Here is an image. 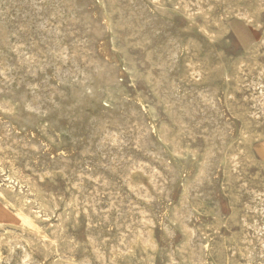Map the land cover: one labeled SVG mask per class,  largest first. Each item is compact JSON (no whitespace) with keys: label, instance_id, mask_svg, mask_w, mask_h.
<instances>
[{"label":"rangeland","instance_id":"rangeland-1","mask_svg":"<svg viewBox=\"0 0 264 264\" xmlns=\"http://www.w3.org/2000/svg\"><path fill=\"white\" fill-rule=\"evenodd\" d=\"M27 1L22 0V2H21V0H14V1L13 0H10V1L9 0H6V1L0 0V6L2 9L1 14H0V23L3 22L2 24H0L1 25L0 26V43L2 42L0 44V46H2L3 41L6 40L4 42L5 45H3L1 47L2 49L0 48V51H1L0 54L2 55V53H3L2 56L0 55V57H1L0 59H2V60L4 59L3 61L0 60V62L1 61H2V63L4 62L3 64L2 63L0 64V68H1L0 74L2 73V71H4L1 74L2 76L0 75V91H1L0 92V109L2 110V111L0 110V114H1L0 115V125H1L0 126V130H1L0 131V144L4 145V146H2V145L0 146V154H1L0 155V161L2 160L0 162V168H1L0 169L1 170L0 171V191L5 193V197L0 196L1 197L0 198V233L2 232L0 234V253H1L0 264H3V262H4V264H18V263H20V264H22V263L34 264L35 262L37 264H54V263L55 264H81L82 262H84L83 264H85L87 262L89 264H97V262H98V264H108V262H109V264H110V259L112 257L116 260L117 264L118 263L119 264H136V263L137 264H164V263L165 264H264V244H263L264 243V235H263L264 234V197H263L264 195H262V194H264V139H263L264 138V114H263L264 113V110H263L264 107L261 109L259 108V107H261V105L264 106V94H263L264 93V85H263L264 84V73H263L264 72V55H263V53H264V50H263L264 49L263 48L264 47V0H232V1L231 0H203V1L202 0H189V1L188 0H154V1L153 0H141V1L135 0L136 2L134 0L133 1L132 0H118V1L117 0H109V1L108 0H96V2H95V0H82V1L80 0L81 3L79 2V0H76V2H73L75 0H72V1L69 0V2H68V0H64V2H63V0H61V1L60 0H54L55 2L53 0H50V1L49 0H45V1H43V0H39V1L38 0H27ZM59 1L61 3H59ZM110 1H111V3H110ZM126 1L129 3L127 4ZM199 1H201V2H199ZM36 2H37V4L38 3H40V4L37 5ZM83 2H84V4H83ZM131 2H134V3H131ZM152 2H154V3H152ZM189 2H191V3L196 2V3H195V5H194V3L193 4L190 3L192 5L191 6L189 4ZM223 2H224V4H223ZM20 3L24 4V5L22 4L23 7L21 6ZM66 3H68L69 7ZM73 3H75L76 5L74 6ZM78 3L81 5H79ZM13 4H17L18 7L16 5H14L12 7L11 5H13ZM19 4H20V6H19ZM26 4H29V5H26ZM30 4H33V5L30 6ZM46 4H48V5H46ZM60 4H62L63 6H61ZM185 4H187V6H185ZM125 5H126V7H125ZM181 5H182V8L179 7ZM7 6H8V8H7ZM10 6L12 9L10 8ZM57 6H58V9H57ZM73 6L75 7V9ZM155 6H157V7H155ZM19 7L22 9H20ZM36 7H37V9H35ZM46 7H48V8L50 7V8L48 9ZM76 7H77V9H76ZM159 7H161V8L163 7V9H161ZM209 7H211V8H209ZM13 8L14 9L17 8V9L14 10ZM24 8H25V10H24ZM29 8H32V9L34 8V9L32 10ZM52 8H53V10H57L58 13L56 11H53V10H52V12H50ZM68 8H70V9L68 10ZM45 9H47V10H45ZM64 9L69 11V12L67 11L68 12V14L66 13L67 15H65L66 10H64ZM186 9H188V10H186ZM7 10L9 12H6ZM74 10H76V11H74ZM196 10H198V11H196ZM4 11L6 12V14H8L7 16H6V14H4L5 16L3 15ZM117 11H119V13ZM126 11H129V12L127 13ZM222 11H224V12H222ZM38 12L40 14H38ZM46 12H48V14H46ZM61 12H63V14ZM75 12L77 13L78 16H75L76 15ZM92 12L94 14H92ZM161 12H162V14H161ZM13 13H17V14H13ZM95 14H96V16H95ZM15 15H17V16H15ZM23 15H25V16H23ZM29 15L31 18L29 17ZM32 15H33V17H32ZM52 15H54L55 17ZM3 16H4L5 20L3 19ZM37 16H38V18L36 19ZM56 16L58 19L56 18ZM82 16L84 19L86 17L88 19L86 21H83L84 19L82 18ZM84 16H86V17H84ZM14 17H16L18 19L14 18ZM47 17L49 20L47 19ZM67 17L70 20L72 19L73 22L70 23L69 22L70 20L68 21ZM50 18L53 20H50ZM62 18H65V19H62ZM79 18H81V20ZM24 19L27 21H25ZM124 19L127 21L124 22ZM16 20H17V22H16ZM18 20H19V22H18ZM47 20H48V23H51V24H48L46 26L47 22L45 23L44 21H47ZM60 20H62V21H60ZM63 20H65V21H63ZM248 20H249V22H248ZM28 21H30V22L34 21V23L33 24H32V22L28 23ZM35 21L38 24H40V23L41 24L43 23V24L42 25L40 24V27H38L39 25H37V23ZM109 21H110V23H109ZM114 21H116V23H114ZM10 22H12V23L10 24ZM105 22H106V24H105ZM7 23H9V24H7ZM20 23H21V25H20ZM22 23L23 24L25 23L24 24L25 27H27V24H28L29 27L25 28L24 25H22ZM118 23H119V25H118ZM3 24H6L5 27ZM17 24L24 27V28H22L24 30H22L20 28V26ZM34 24H36L37 29H36V26ZM57 24L59 25V27L60 26L61 27L60 28L57 27L58 26ZM94 24H95V26H94ZM143 24H144V26H143ZM159 24L164 25V26H160ZM248 24H251V25H248ZM7 25H10V26H7ZM16 25H17L18 29L16 28ZM54 25H56L57 28ZM238 25H240V26L238 27ZM256 25H258V26L256 27ZM104 26H106V28H104ZM142 26H143V29H142ZM41 27H42V29H41ZM46 27H48V28H46ZM49 27H50V29H49ZM66 27L68 29H66ZM107 27H109V28H107ZM181 27H183V28H181ZM224 27H226V28H224ZM4 28H6V29L4 30ZM38 28H40L39 31H38ZM76 28H77V30H76ZM87 28H88V30H87ZM27 29H29V31ZM57 29H59V32H57ZM84 29H85V32H84ZM105 29H106V31H105ZM196 29H198V30H196ZM3 30H4V32H3ZM18 30H19V32H18ZM183 30H185V31H183ZM199 30H201V31H199ZM42 31H43V33H41ZM67 31H69V33ZM204 31L207 34H205ZM236 31H237V33H236ZM12 32L14 35L12 34ZM20 32H22V37H25V38H23V40L21 39L22 37L20 36L21 35ZM32 32L33 33L35 32V36ZM55 32L58 33V35L61 34L60 37ZM60 32H62V33H60ZM65 32H66V34H65ZM71 32H73V33H71ZM78 32L79 33L81 32V34H79ZM4 33L6 35H4ZM29 33L30 34L32 33V34L30 35ZM36 33H37V35H36ZM240 33H241V36H240ZM8 34L10 37L7 36ZM69 34L71 36L72 35L73 36L71 37ZM212 34L214 35V37L212 36ZM236 34H237V36H236ZM48 35H50L53 39ZM85 35L87 38L89 36L90 37L88 39H86ZM95 35L98 38L95 37ZM151 35H153V37ZM174 35H176V36H174ZM1 36H2V38H1ZM6 36L9 40L6 38ZM27 36L29 38H27ZM75 36H76V39H74ZM78 36H79V39L77 38ZM12 37H14V38H12ZM39 37L40 38L42 37V38L40 39ZM84 37H85L86 41L84 40ZM94 37H95V39L93 40ZM173 37H174V39H173ZM45 38H47V39H45ZM43 39H45L46 42ZM54 39L57 42H55ZM18 40H19V42H18ZM24 40L26 41L27 44L25 43ZM39 40H40V43H39ZM61 40L65 41V42H62ZM71 40H73V42ZM74 40L76 43L74 42ZM76 40H78V41H76ZM80 40H82V41L80 42ZM90 40H92L91 43H89ZM225 40L228 42H226ZM9 41H10V43H8ZM36 41H38V42H36ZM41 41H43V42H41ZM47 41H49V42L52 41V43L54 42L53 45H55V46L51 45L52 43L49 44ZM82 42H85V43H83L84 46L82 45ZM130 42H132V43H130ZM20 43L22 44V47H21ZM34 43L36 45H34ZM37 43H38V45H37ZM47 43L49 45H47ZM67 43H69V44H67ZM78 43L81 45H77ZM109 43H111V44H109ZM175 43L178 45H175ZM18 44H19V46H18ZM23 44L24 45L26 44L27 46L26 45L23 46ZM86 44H88V45H86ZM135 44H137V45H135ZM9 45L10 46L13 45V46L10 47ZM70 45H72V46H70ZM28 46H30V47L28 48ZM31 46L32 47L37 46V48L35 49V48H32ZM14 47H16V48H14ZM18 47L20 49H18ZM70 47H72V48H70ZM88 47H89V49H88ZM111 47L114 49V51ZM118 47H120V48L122 47V48L120 49ZM138 47H139V49H138ZM167 47H168V49H167ZM22 48H23V50H22ZM53 48H54V50H53ZM75 48H78V49H75ZM115 48H117V49H115ZM161 48H162V51H161ZM183 48H185V50H183ZM14 49H17L18 52H16V50L14 51ZM47 49H49V50H47ZM55 49H57V50H55ZM19 50H20V52H19ZM42 51H45V52H42ZM58 51L60 52L59 55H58V53H59ZM61 51H62V53H61ZM72 51L73 52L75 51V54H73ZM82 51H84V52H82ZM252 51H254V52H252ZM12 52H14V53H12ZM32 52H34L35 54ZM67 52H69L70 54ZM15 53H16V55H15ZM23 53L26 55H24ZM41 53L43 54V56L41 55ZM44 53H46L47 55ZM22 54L25 57H22ZM31 54H33L34 56H37V57H34ZM52 54H54V55L56 54L57 56L56 55L54 56ZM61 54H63V58H62ZM65 54L70 58H71L70 55L73 54L72 58H71L72 60L66 56L68 60L66 59L65 61H67V62L65 63V61H64V59L66 58ZM174 54H175V57H174ZM13 55H15V56H13ZM28 55H29V58H28ZM30 55L34 57V58H32V59H35L34 62L30 61L31 60ZM50 56L52 57V60H51ZM53 56H54V58H53ZM74 56H76V57H74ZM125 56H127V57L125 58ZM253 56H255V58H253ZM21 57L23 59L25 58L24 61L21 60L22 59ZM38 57H39V59L41 58L40 61L36 60V58L38 59ZM27 58H28V60H27L28 63H30V62H33V63L28 64L26 61ZM47 58L49 60H51V62H49ZM80 58H82L84 61L82 59L80 60ZM167 58H169V59L167 60ZM189 58H190V60H189ZM89 59L91 60L90 63H89ZM156 59H158V60H156ZM10 60H12V63ZM18 60H20V61H18ZM42 60L44 62H42ZM61 60H63V62H58ZM69 60H71V62H73V60H74V62L71 63V62H69ZM21 61H23V62H21ZM45 61L46 62L48 61L47 64ZM24 62H25V64L27 63L26 64L27 66L24 64ZM121 62H123V63H121ZM127 62L129 64H127ZM174 62L176 65L174 64ZM189 62H192L191 63L192 65ZM242 62H244V64ZM254 62H255V65H253ZM257 62H259V63H257ZM14 63L15 64L17 63L16 65L19 67V69L15 68L17 66ZM22 63L24 65H22ZM35 63H36V65H35ZM42 63H43V65H42ZM59 63H61V64L59 65ZM64 63H65V65H64ZM102 63H103V65H102ZM196 63H199V65ZM241 63L243 64V66L241 65ZM4 64L5 65L7 64L6 65L7 67ZM18 64L21 66H19ZM38 64L43 66V68L41 66H39ZM56 64H58V65H56ZM67 64H69V65H67ZM72 64H73V66H72ZM77 64H79V65L77 66ZM130 64L132 65L133 68L130 66ZM168 64H169V66H168ZM173 64H174V67L176 66L175 68L174 67L171 68ZM44 65L48 68V71L46 70V68H44ZM53 65H55V67ZM66 65H67V67H66ZM83 65H85V66H83ZM95 65L97 67L101 66V68L99 67L100 72H98V73L96 72V71H98L99 68H96ZM139 65H141V66H139ZM188 65H190V66H188ZM196 65H198V66H196ZM216 65H218V68ZM68 66H69V68H68ZM186 66H188V69ZM238 66H240V68ZM254 66H258V67L254 68ZM21 67H22V69H20ZM40 67L42 69H44V71L46 70L47 72L46 71L44 72ZM82 67H84L82 69L84 72L81 70ZM184 67L186 69H184ZM196 67H198V69H196ZM75 68H76V70H75ZM192 68H193V70H192ZM31 69H33V71ZM89 69H91V70H89ZM258 69H259V71H258ZM8 70L10 71V73ZM14 70L16 72V75H15ZM34 70L36 72H34ZM39 70H41V71L39 72ZM77 70H80V71L78 72ZM92 70H94V71H92ZM190 70H191V72H190ZM203 70H205V71H203ZM247 70L250 72H248ZM58 71H60L61 73L59 72V74H56V73H58ZM70 71H71V73H70ZM81 71L83 72V74ZM144 71H146L147 74ZM186 71H188V73ZM194 71H196V72L194 73ZM237 71L240 73H238ZM33 72L37 77H33V76H35V75H32ZM54 72H56V73H54ZM86 72L88 74H86ZM20 73L26 74V76H25L26 80L23 79L24 76L21 75ZM106 73H107V75H106ZM108 73L110 74L111 78L109 77ZM137 73H139V74H137ZM196 73H199V74L201 73V75L199 76V74H196ZM7 74H9V75H7ZM27 75H28V77H27ZM30 75L33 79V82H32V79H30L31 78ZM39 75H41V76H39ZM66 75H67V77H66ZM78 75H79V77H78ZM82 75H84V76H82ZM91 75H94V76H91ZM194 75H196V76H194ZM7 76H8V78H5ZM14 76H16V78ZM38 76H39V81H38ZM127 76H129V77H127ZM139 76H140V78H139ZM170 76L171 77L173 76L174 78L173 77L171 78ZM227 76H228V78H227ZM236 76H238V77L236 78ZM12 77H14V78H12ZM46 77L48 78V81H47ZM56 77L58 80H56ZM58 77H60V78H58ZM85 77H89V79L85 78ZM93 77H95L94 79L96 81L93 79ZM97 77H99V80L97 79ZM107 77H109V78H107ZM200 77H201V79H199ZM225 77L228 80L225 79ZM3 78H4V80H3ZM67 78L69 81L67 80ZM100 78H101V80H100ZM105 78H107V79H105ZM244 78H246V80ZM7 79H9L10 81ZM81 79H82V81H81ZM83 79H85V80L83 81ZM86 79H88L90 81L94 80L95 82L93 81L94 82L93 83V82H90ZM187 79H189L190 81H188ZM11 80L14 82H12ZM16 80H17V82H16ZM19 80H22V82ZM45 80H46V82H45ZM105 80H106V82H104ZM42 81H43V83H42ZM60 81H63V82L61 83ZM65 81H66V83H65ZM70 81H71V83H70ZM77 81H79V82H77ZM80 81L84 82V83H81ZM20 82L22 85H20ZM74 82H75V84H73ZM252 82H254V84ZM2 83H3V87L1 86ZM9 83L11 86H9ZM24 83H26V85ZM35 83L37 85H35ZM76 83L78 85L80 83L81 84L78 86ZM39 84H41V85H39ZM44 84H45V87H44ZM62 84L65 86H63ZM252 84L254 85V87H252L253 86ZM259 84H260L261 88H260V86H258ZM6 85H7V87H6ZM46 85H47V87L49 86L47 89H46ZM66 85H68V86H66ZM72 85L75 87L76 86H78V87H76V89L74 88V90H73ZM94 85H99V86H94ZM243 85H245V86H243ZM22 86H24V87H22ZM36 86L38 87L37 89H36ZM50 86H52V87H50ZM70 86H71L72 90L70 89ZM175 86H176V88H175ZM212 86L214 88H212ZM8 87H10L9 88L10 90L8 89ZM16 87H17V89H16ZM95 87H97V88H95ZM170 87L171 88L173 87L172 89H174V90H172ZM20 88L22 91L19 90ZM83 88L86 90L82 91V90H84ZM177 89H179V91H177ZM196 89H198V90H196ZM261 89H263V90L261 91ZM3 90H5V91H3ZM8 90L10 92L12 91L11 92L12 94ZM50 90H51V92H49ZM96 90H98L100 92L98 93V91L96 92ZM187 90H188V92H187ZM192 90H194V93ZM52 91L55 92V94ZM92 91L95 93L91 94ZM210 91H211V93H209ZM17 92H18V94H17ZM39 92L41 95L39 94ZM75 92H77L79 94H76ZM82 92H85V94ZM185 92H187V93H185ZM260 92H262V93H260ZM49 93H50V95L48 96ZM61 93H62V95H61ZM74 93H75V95H74ZM172 93H173V96H172ZM183 93L185 96L184 99H183V97H184ZM199 93L202 95H200ZM42 94H43V96L45 95L46 97L45 96L40 97V96H42ZM52 94H54V95H52ZM63 94H65V95L63 96ZM67 94H68V96H67ZM89 94H90V96H88ZM98 94H99V96L100 95L101 96L97 97L96 95H98ZM169 94H171V95H169ZM180 94H182V95H180ZM204 94H205V96H204ZM33 95H36L38 97L33 96ZM83 95H85V96H83ZM254 95H257V97L255 98ZM20 96L23 99H25L24 96H27L26 97L27 99L23 100ZM61 96L63 97V99ZM70 96H73L75 98L79 97L80 99L78 100V99L72 98ZM91 96L93 98V101H91L92 100V98H90ZM193 96H194V98H193ZM244 96H246V97H244ZM33 97H35L34 100H33ZM55 97L57 98L59 103L57 102ZM64 97L65 98L68 97V98L64 99ZM83 97H84V99L88 97L84 101V103H86L85 107H83L84 106ZM94 97H97L99 99L94 100V99H96ZM219 97H220V99H219ZM228 97H229V99H228ZM260 97H262V98H260ZM128 98L131 100H128ZM253 98H255V99H253ZM19 99L23 100L24 104ZM36 99L39 102H36L35 101ZM70 99H71V101H75L76 103L71 102ZM185 99H187V100H185ZM243 99H244V101H243ZM32 100L35 104L32 102ZM46 100H50V101H46ZM67 100L69 102V103L68 102L67 103L69 105L73 104V106H69L68 104H66ZM207 100L209 103L207 102ZM212 100L215 103L212 102ZM254 100H255V102H254ZM77 101H79L78 104H77ZM9 102H12V104L14 105L12 111L9 110V107H8ZM19 102L21 104H19ZM206 102H207V104H206ZM262 102H263V104H261ZM92 103H93V105H92ZM96 103H98V104H96ZM129 103H131L132 105ZM133 103H134V106H133ZM5 104H6V106H5ZM80 104L83 106H81ZM128 104H129V106H128ZM164 104L166 106H164ZM253 104H255V105H253ZM256 104H257V106H256ZM21 105L24 107H22ZM44 105L46 107H44ZM56 105L57 106H63V107L59 108ZM66 105H68V106H66ZM86 105H88V107ZM105 105H107V107ZM119 105H120V107H122V108L119 107L121 110L119 108H118L119 110H117V107ZM37 106H42V108L38 107L37 108V109H39V111H38L36 109ZM31 107H32V109H30ZM70 107L72 109H70ZM92 107H94V108H92ZM96 107L98 108V111H97ZM215 107H217V108H215ZM233 107H234V109H233ZM83 108H85L86 110L84 109L85 111H83ZM128 108H131V109L133 108V110L130 111L131 109H128ZM137 108H139V109H137ZM191 108H192V110H191ZM24 109H25V111H24ZM45 109H47V110L49 109L48 112ZM110 109H112V110H110ZM127 109L129 110L128 112L126 111ZM7 110L9 113L7 112ZM28 110H30V111H28ZM50 110L53 113H51ZM89 110H91V111H89ZM31 111H33L35 113V114L33 113L34 115L32 117H34V118L38 117L37 119L36 118L34 119L31 117V115H30V113L32 114ZM73 111H75V112H73ZM191 111L193 112V114ZM23 112H25V113H23ZM45 112H47L48 114ZM60 112L62 114H66V115H62ZM66 112H68V114H69V112H72L71 113L72 115L69 114L70 115L69 116ZM98 112H100V113L102 112V115ZM106 112H107V114H106ZM123 112H124V114H123ZM130 112L131 113L134 112V113L131 114ZM181 112L183 114L184 113L185 114L182 115V114H180ZM211 112H212V114H210ZM215 112H217V113L215 114ZM228 112H230V113H228ZM79 113H81V114H79ZM115 113L117 114V116ZM136 113H138V114H136ZM194 113H196V114H194ZM243 113H244V115H243ZM39 114H41L42 117ZM50 114H52V115H50ZM53 114L57 117L53 116ZM99 114L101 115V118H100ZM234 114L235 115L238 114V115H236V117H235ZM96 115H97V117H96ZM217 115H220V117ZM256 115H258V117ZM67 116H68V118H67ZM21 117H23V120ZM46 117H48V118H46ZM69 117L70 118L74 117V118L71 120V119H69ZM88 117H89V119H88ZM109 117L112 119H109ZM186 117H187V119H186ZM202 117H204V119ZM218 117H219V119H216ZM79 118H80V121H78ZM82 118L84 121L81 120ZM38 119H40V120H38ZM59 119L61 122L59 121ZM102 119H105L106 121L105 120L102 121ZM108 119H109V121H108ZM181 119H182V121H181ZM196 119H198V120H196ZM236 119H238V120H236ZM70 120L72 122L74 121L77 125L74 124V122L72 123ZM87 120H88V122H87ZM248 120H249V122H248ZM29 121L32 122L34 124V126L32 123H31L32 124L31 125ZM77 121L81 122V123H78ZM104 121L106 124H104ZM213 121H216L215 124ZM13 122H14V124H12ZM55 122H56V124H55ZM96 122H98L100 125ZM131 122L134 124L132 125ZM244 122H246V123H244ZM19 123H22V124H20L21 127L19 126ZM43 123L45 126L43 125ZM88 123H90V124H88ZM210 123L212 124V126ZM225 123H227V124H225ZM6 124H7V126H6ZM83 124L84 125L86 124L85 125L86 127ZM217 124H219L222 127H220ZM223 124L227 128L224 127ZM93 125H96V126H93ZM134 125H135V127H134ZM196 125H198V126H196ZM215 125H216V128L214 127ZM256 125H257V127H256ZM76 126H78L79 128H77ZM102 126H104V127H102ZM7 127L10 130L7 129ZM25 127H27V128H25ZM63 127H64V129H63ZM89 127L91 129H89ZM212 127L215 130H213ZM34 128H35V130H34ZM58 128H59V130H57ZM72 128H74V129H72ZM86 128H88V129H86ZM27 129L30 132H28ZM66 129H68V130H66ZM78 129L79 130L82 129V130L79 131ZM116 129H117V131H116ZM209 129H212L213 132H211V130H209ZM239 129H240V131H239ZM21 130L23 133L21 132ZM74 130H77V131L75 132ZM35 131L38 135L34 133ZM65 131H66V133L69 132L70 134L69 133L65 134L64 133ZM93 131H95V132H93ZM151 131H153V132H151ZM26 132L28 133V135ZM86 132H88V133H86ZM110 132H113V134ZM114 132H117V134ZM186 132H188V134ZM204 132H206V133H204ZM259 132H260V134H259ZM7 133H8V135H7ZM14 133L16 136L14 135ZM135 133H138V134H135ZM212 133L213 134L215 133V134L213 135ZM227 133H229L228 136H227ZM2 134H4V135H2ZM34 134H35V136H34ZM72 134L74 137L72 136ZM81 134H82V136H81ZM244 134H247V136ZM13 135H14V137H13ZM78 135H80V136H78ZM90 135L93 137H91ZM103 135L105 136V139L107 137L106 140L104 139ZM109 135H112L111 139H110ZM122 136H124V137H122ZM223 136H225V137L223 138ZM19 137H21V138L19 139ZM36 137H38V138H36ZM67 137H69V138H67ZM182 137H184V138H182ZM14 138L17 140H15ZM41 138L43 141L41 140ZM70 138L72 140H70ZM84 138H86V140ZM97 138H99V139H97ZM217 138H218V140H217ZM256 138H258V140H256ZM88 139H90V140H88ZM96 139H97V141H95ZM12 140H14L15 143H14V141L12 142ZM74 140H75V143H74ZM77 140L79 143L77 142ZM110 140H112L113 143H112V141L109 142ZM118 140H120L121 142ZM131 140H133V141H131ZM28 141H31L30 142L31 144L33 143L34 148H31L32 145ZM221 141H224V142H221ZM25 142L27 143V145H25ZM54 142H56V143L54 144ZM82 142H83V144H82ZM100 142H102V143L100 144ZM11 143H13V144H11ZM37 143H39L40 146ZM110 143H112V144L110 145ZM114 143H115V145H114ZM217 143H219V144H217ZM84 144H85V146H83ZM7 145H9V148L11 150H9ZM65 145H67V146H65ZM68 145L72 146L73 148L69 147ZM77 145L79 146V148ZM27 146L28 147L30 146V147L28 148ZM97 146H99V147H97ZM133 146H135L136 149H135V147L132 148ZM157 146H158V148H156ZM170 146H172V147H170ZM21 147H23L24 149H22ZM37 147L39 148V150L36 149ZM14 148H16L15 151H14ZM81 148L83 150H85L86 152H84L83 150L80 151ZM125 148H127V149H125ZM33 149L35 151H33ZM40 149H42V150H40ZM58 149H60V151ZM18 151L20 152V154ZM23 151H25V152H23ZM91 151H93V152H91ZM131 151H134V152H131ZM193 151H195V152H193ZM14 152H16V154ZM69 152H71V153L69 154ZM103 152H104V154H103ZM22 153H23V156H21ZM28 153H29V155H28ZM83 153L85 154V157H84ZM87 153H88V155H87ZM96 153H98V154H96ZM105 153H107V154H105ZM145 153H147V154H145ZM190 153L191 154L193 153V154L190 155ZM94 154H95V156H94ZM128 154H130V156ZM133 154H135V155H133ZM233 154H236V155L234 156ZM27 155H28V157H27ZM64 155L66 156V158ZM103 155H105V156H103ZM230 155L231 156L233 155V156L231 157ZM12 156L13 157L15 156L16 159L13 158ZM59 156H62L61 159ZM109 156H110V158H108ZM26 157H27V159H26ZM105 157H106V159H105ZM136 157H137V159H136ZM139 157H140V159H139ZM93 158L95 161L92 160ZM98 158H99V161H97ZM116 158H117V160H116ZM230 158H231V160H230ZM19 159H20V161H19ZM22 159L24 161H22ZM33 159H36V160H33ZM78 159L79 160L81 159L80 161H82V162L81 163L78 162L79 161ZM126 159H129V160H127V162H126ZM152 159H154V160H152ZM38 160H40L41 163ZM53 161H55V162L53 163ZM74 161H76L77 163ZM91 161H93V162H91ZM104 161H105V164H104ZM8 162H10V163L8 164ZM11 162H13V163H11ZM24 162H26V163H24ZM250 162H251V164H250ZM71 163H73L75 167H72L73 169L70 170V166H73V164H71ZM95 163H96V165H95ZM139 163H142V164H139ZM49 164H50V167H49ZM61 164H64V165H61ZM112 164H113V166H112ZM128 164H130V165L128 166ZM234 164H237L238 166H236ZM39 165L41 166V168ZM99 165H100V167H99ZM114 166H115V168H114ZM116 166H118V167H116ZM132 166L134 167L133 169H132ZM63 167H66V168H63ZM161 167H162V169H161ZM54 168L55 169L58 168V170L57 169L55 170ZM87 168H89V169H87ZM48 169L51 170L52 174ZM59 170H62V171L59 172ZM75 170L78 171V173H76ZM99 170H101V172ZM113 170H115V171H113ZM137 170H140L141 172L137 171ZM152 170H153V172H152ZM154 170L160 174L156 175V172H154ZM39 171H41V172H39ZM56 171H58V172L56 173ZM128 171L129 172L132 171V172L129 173ZM87 172H88V174H87ZM96 172H100V173H96ZM133 172L135 173L134 176H133V174H134ZM44 173L45 174L47 173V174L45 175ZM82 173L83 174L85 173V174L83 175ZM96 174H98V175H96ZM42 175H44V176H42ZM47 175H49V176L52 175V176L49 177ZM64 175H66V176H64ZM112 175H113V177H112ZM127 175L131 176L130 177L131 179H129V177H127L128 178L127 179L126 178ZM254 175H255V177H254ZM74 176L76 177V179L73 178ZM85 176H86V179H85ZM118 176H120V177H118ZM95 177L97 178V180L95 179ZM136 177H137V179H135ZM193 177H194V179H193ZM67 178H69V180H67ZM120 178L123 180L125 179L124 180L125 183ZM138 178H139V180H138ZM190 178H191L192 182H191ZM91 179L94 180V182ZM66 180L68 182H66ZM95 180H96V183H95ZM144 180H148V181L144 182ZM53 181H54V184H53ZM122 181H123V183H122ZM136 181H138V182L140 181V182L138 183ZM44 182H46L45 185H44ZM71 182L72 183L74 182L75 184L74 183L73 184L75 186ZM78 182L79 183L82 182V184L80 183V185H79ZM100 182H103V183L100 184ZM130 182H132V183H130ZM3 183H5V185ZM33 183H34V185H33ZM63 183H65V185ZM134 183H136L135 186H134ZM47 185H49V186H47ZM101 185L103 187H100ZM122 185L126 186V187L124 186L126 191L124 190V188H122L123 187ZM231 185H233V186H231ZM82 186H83V188H82ZM72 187H73V190L75 189L76 191L75 190L73 191ZM92 187H94V188H92ZM116 187L118 188L117 191H116V189H117ZM131 187H135V188H133L135 190H133ZM84 188H86L87 190ZM88 188H91V190ZM128 188H130V190H128ZM26 189L28 191H26ZM94 189H96V190H94ZM32 190H34V191H32ZM104 190L105 191L107 190L106 191L107 194H104ZM108 190H109V192H108ZM111 190L113 191V193ZM184 190H185V192H183ZM207 190H208V192H206ZM40 191H42V193ZM95 191H97V192H95ZM115 191H116V193H115ZM168 191H171V192H168ZM251 191H253L252 192L253 194L251 193ZM255 191H256V193H255ZM44 192H45V194H44ZM75 192H76V195H75ZM121 192H124L125 195L122 194ZM132 192L136 193V196L138 198L135 197V194ZM101 193H103V194H101ZM199 193H200V196H199ZM257 193L260 195H258ZM89 194H91V195L94 194L93 196H95V197H93V196L90 197ZM196 194H198V195H196ZM96 195L97 196L99 195V196L97 197ZM111 195H112V197H111ZM254 195H255V198H254ZM74 196H76V197H74ZM84 196L86 198H84ZM247 196H248V198H247ZM259 196H260V198H259ZM87 197L89 198V200ZM92 197L94 198V200ZM99 197H101V198H99ZM131 197H132L131 200L134 199L133 200L134 202L130 201ZM113 198H114V200H113ZM102 199L103 200L105 199V200L103 201ZM77 200H79V201H77ZM90 200H91V203H90ZM107 200H109V201H107ZM119 200H120V202H119ZM135 200L137 202H135ZM254 200L256 201V203ZM73 201L77 205H75L73 203ZM114 201L115 202L118 201V202H116L117 204H115ZM196 201H198V202H196ZM253 201H254V203H253ZM35 202H37V203H35ZM85 202L87 204H85ZM103 202H105L107 204V206H106V204H102ZM187 202L189 203V205ZM119 203L120 204L122 203V204L118 205ZM175 203H177V204H175ZM73 204L75 206H78V207L82 206V207L78 208V207H75ZM82 204H84V206ZM113 204H114V206H113ZM167 204H168V206H167ZM133 205L138 208V211H135V210H137V208L134 207ZM172 205H175V207ZM196 205H199V206H196ZM132 206H133V208H132ZM105 207H107V208H105ZM172 207H173V209H172ZM195 207H196V209H195ZM257 207L259 209H257ZM90 208H92V209H90ZM112 208H114V209H112ZM117 208L118 209L120 208L121 211L118 210ZM99 209H100V212H99ZM77 210L79 211V213ZM91 210H92V212H90ZM102 210L105 212H103ZM48 211H51V212H48ZM116 211H118V212H116ZM183 211L186 213H184ZM196 211H198V212H196ZM85 212L87 214L82 215V213H85ZM93 212L95 214H93ZM98 212L100 214H98ZM151 212H153V213H151ZM182 212H183V214H182ZM68 213H69V215H68ZM73 213H75V214L77 213V214L75 215ZM115 214H116V216H115ZM137 214H138V216H137ZM73 215H75V216H73ZM118 215H120V216L118 217ZM190 215L192 217H189ZM92 216H93V218H92ZM104 216H106L105 217L106 219L104 218ZM109 216L110 217L112 216V218H110ZM140 216H141V218H140ZM72 217H74V219H76V221L73 220ZM99 217H100V219H99ZM130 217L132 218V221H131ZM134 217H136V218H134ZM41 218H42V220H41ZM83 218H85V219H83ZM125 218H127V220ZM87 219H89V220H87ZM136 219H137V221H136ZM164 219L166 220V222L168 223V225L170 227H168V225ZM188 219H190L191 221ZM100 220L101 221L103 220V223ZM135 221H136V224H135ZM142 221H144V223H142ZM253 221H255V222H253ZM31 222H33V223H31ZM86 222L87 223L89 222L88 226H87ZM99 222L104 224V225H101ZM113 222H115V223L113 224ZM119 222L120 223L122 222L121 225ZM245 222H246V224H245ZM55 225H56V227H55ZM97 225H98V227H97ZM119 225L122 227H120ZM250 225L251 226L254 225V226L252 228H249V227H251ZM102 226H103V228H102ZM110 226H111V228H110ZM135 226H137V228ZM85 227H86V230H88V231H85V229H84ZM258 227H259V230H258ZM97 228H98V230H97ZM108 228H109V230H108ZM125 228H126V231L124 230ZM127 228H128V230H127ZM161 228H162V230H161ZM103 229H105V230H103ZM133 229H135V230H133ZM107 230H108V232H107ZM169 230H170V232H169ZM5 231H7V232H5ZM10 231H13V232L10 233ZM94 232L96 234H94ZM103 232H105V233H103ZM146 232L148 233V235ZM122 233H124V234H122ZM38 234H40V235H38ZM86 234H88V235H86ZM104 234H107V235H104ZM121 234L123 235L124 239H123ZM125 234L128 235V237L124 236ZM130 234H134V235H131L133 237V239H135L136 236H138L139 234H142L147 241L146 242L147 245L144 244L145 245L144 246L143 244L137 243L138 245L134 244V246L132 247V249H134L133 250L134 252L132 251L130 255L126 252L120 253L121 251H124L123 250L124 244L128 243V241L133 240L132 237L130 236ZM136 234H138V235H136ZM150 234H151L152 238H151ZM259 234H261V235H259ZM41 235H42V237L46 236L47 238L46 237H44V238H46L47 240L50 239L49 241L56 242L57 244L56 245L52 244L50 246H47L45 244L46 245V247H45V245H43L44 243L41 241L42 240V238L40 237ZM113 235H115V236H113ZM22 236H24V237H22ZM108 236L111 238L110 239L107 238ZM85 237L86 238L88 237L87 239H90V240L87 241V239ZM101 237H102V239H101ZM116 237H118L117 240H116ZM202 237H205V238L203 239ZM7 238L9 239L8 241H7ZM153 238H154V240H153ZM112 239H114L115 241L113 240L114 242H112L111 241ZM127 239H128V241H127ZM129 239H131V240H129ZM14 240H15V242H12ZM91 240H92V242H91L92 244H90V242H89ZM124 240H125V242H124ZM148 240L151 243L155 242L156 244L153 243L150 245V242H148ZM250 240H252V241H250ZM10 241H11V244L13 247L11 246V244L9 246L8 243H10ZM100 241L102 243L105 241V244L104 243L102 244ZM116 241H118V242H116ZM123 242H124V244H121ZM207 242H208V244H207ZM15 243H17L18 245ZM93 243H96L97 245L95 244L93 246ZM107 243L112 247H110ZM258 243H261V244H258ZM194 244H196V247ZM141 245H143L142 247H145L147 249L144 250L145 248H142ZM155 245H156V247H155ZM180 245H181V247H180ZM51 246H52V248H49ZM88 246H90V247L92 246L91 248H93L94 250L90 249V247H88ZM8 248H9V251L7 252L6 250H8ZM102 248H104V249H102ZM139 248H142V249H139ZM181 248H182V250H181ZM200 248H202V249H200ZM47 249L50 251V253L48 252ZM95 249L99 250L96 252L97 254L94 252V251H96ZM101 249H102V252H101ZM138 249L140 252L138 251ZM19 250H20V252H19ZM4 251H5V253H4ZM10 251H12V252H10ZM115 251H117V252H115ZM170 251H172V252H170ZM177 251H179V252H177ZM92 252L95 254H93ZM29 253H31V254H29ZM102 253L105 256L110 254L109 256H107L108 260L106 259V257L104 255H102ZM260 253H261V255H260ZM13 254L14 255L16 254L15 255L16 257H13L14 256ZM111 254L113 256H111ZM248 255H249V257H248ZM259 255H260V257H259ZM25 257H26V259H24ZM93 257L95 258V261H94ZM116 257L118 259H116ZM29 258H30V260H29ZM86 258L88 259V261H86L87 260ZM101 258H103L104 260H102ZM16 259H18V260H16ZM83 259H84V261H82ZM203 259H204V262H203ZM119 260H120V262H119ZM136 260H138V261H136ZM175 260H176V262L178 260V262L176 263Z\"/></svg>","mask_w":264,"mask_h":264},{"label":"bare ground","instance_id":"bare-ground-1","mask_svg":"<svg viewBox=\"0 0 264 264\" xmlns=\"http://www.w3.org/2000/svg\"><path fill=\"white\" fill-rule=\"evenodd\" d=\"M5 1H6V0H5ZM9 1H10V0H9ZM13 1H14V0H13ZM26 1H27V0H26ZM38 1H39V0H38ZM43 1H45V0H43ZM49 1H50V0H49ZM53 1H54V0H53ZM60 1H61V0H60ZM60 1H59V3H61ZM70 1H72V0H70ZM81 1H82V0H81ZM81 1L79 0L80 3H81ZM108 1H109V0H108ZM117 1H118V0H117ZM132 1H133V0H132ZM134 1H135V0H134ZM140 1H141V0H140ZM153 1H154V0H153ZM188 1H189V0H188ZM202 1H203V0H202ZM231 1H232V0H231ZM21 2H22V0H21ZM27 2H28V1H27ZM40 2H41V1H40ZM54 2H55V1H54ZM54 2H53V3H54ZM63 2H64V0H63ZM65 2H66V1H65ZM68 2H69V0H68ZM73 2H76V0L73 1ZM77 2H78V1H77ZM95 2H96V0H95ZM100 2H101V1H100ZM126 2H127V1H126ZM135 2H136V1H135ZM186 2H187V1H186ZM199 2H201V1H199ZM8 3H9V2H8ZM14 3H15V2H14ZM18 3H19V2H18ZM59 3H58V4H59ZM110 3H111V1H110ZM110 3H109V4H110ZM128 3H129V2H127V4H128ZM131 3H134V2H131ZM152 3H154V2H152ZM156 3H157V2H156ZM162 3H163V2H162ZM190 3H191V2H189V4H190ZM193 3H194V5H195L196 2H193ZM193 3H191V4H193ZM20 4H21V3H20ZM20 4H19V6H20ZM22 4H23V3H22ZM22 4H21V6H22ZM36 4H37V2H36ZM38 4H40V3H38ZM38 4H37V5H38ZM63 4H64V3H63ZM66 4L68 5V3H66ZM71 4H72V3H71ZM73 4H74V6L76 5L75 3H73ZM78 4H79V3H78ZM83 4H84V2H83ZM142 4H143V3H142ZM189 4H188V5H189ZM191 4H190V5H191ZM204 4H205V3H204ZM223 4H224V2H223ZM14 5H16V6L18 7L17 4H13V5H11V6L13 7ZM23 5H24V4H23ZM26 5H29V4H26ZM26 5H25V6H26ZM31 5H33V4H30V6H31ZM44 5H45V4H44ZM46 5H48V4H46ZM60 5L63 6L62 4H60ZM60 5H59V6H60ZM79 5H81V4H79ZM89 5H90V4H89ZM101 5H102V4H101ZM122 5H123V4H122ZM206 5H207V4H206ZM2 6H3V5H2ZM4 6H5V5H4ZM11 6H10V8H11ZM25 6H24V7H25ZM52 6H53V5H52ZM74 6H73V7H74ZM102 6H103V5H102ZM102 6H101V7H102ZM118 6H119V5H118ZM127 6H128V5H127ZM185 6H187V4H185ZM191 6H192V5H191ZM208 6H209V5H208ZM211 6H212V5H211ZM22 7H23V6H22ZM53 7H54V6H53ZM68 7H69V5H68ZM77 7H78V6H77ZM77 7H76V9H77ZM125 7H126V5H125ZM155 7H157V6H155ZM179 7L182 8V5L179 6ZM195 7H196V6H195ZM7 8H8V6H7ZM7 8H6V9H7ZM19 8H20V7H19ZM39 8H40V7H39ZM44 8H45V7H44ZM46 8H48V7H46ZM49 8H50V7H49ZM49 8H48V9H49ZM61 8H62V7H61ZM63 8H64V7H63ZM80 8H81V7H80ZM80 8H79V9H80ZM102 8H103V7H102ZM138 8H139V7H138ZM159 8H161V7H159ZM187 8H188V7H187ZM209 8H211V7H209ZM222 8H223V7H222ZM11 9H12V8H11ZM13 9H14V8H13ZM16 9H17V8H16ZM16 9H14V10H16ZM20 9H22V8H20ZM29 9H32V8H29ZM33 9H34V8H33ZM33 9H32V10H33ZM35 9H37V7H36ZM57 9H58V6H57ZM69 9H70V8H68V10H69ZM74 9H75V7H74ZM130 9H131V8H130ZM133 9H134V8H133ZM161 9H163V7H162ZM188 9H189V8H188ZM188 9H186V10H188ZM220 9H221V8H220ZM1 10H2V9H1V6H0V14H1ZM24 10H25V8H24ZM24 10H23V11H24ZM45 10H47V9H45ZM52 10H53V8L51 9L50 12H52ZM59 10H60V9H59ZM64 10H66V9H64ZM68 10H66L65 15L68 14V12H69ZM72 10H73V9H72ZM183 10H184V9H183ZM206 10H207V9H206ZM258 10H259V9H258ZM10 11H11V10H10ZM18 11H19V10H18ZM23 11H22V12H23ZM29 11H30V10H29ZM38 11H39V10H38ZM40 11H41V10H40ZM53 11H56V12H57V10H53ZM67 11H68V12H67ZM74 11H76V10H74ZM103 11H104V10H103ZM135 11H136V10H135ZM149 11H150V10H149ZM149 11H148V12H149ZM196 11H198V10H196ZM6 12H9V11L7 10ZM6 12L4 11L3 15L6 14ZM15 12H16V11H15ZM30 12H31V11H30ZM35 12H36V11H35ZM48 12H49V11H48ZM48 12H46V14H48ZM56 12H55V13H56ZM59 12H60V11H59ZM72 12H73V11H72ZM117 12L119 13V11H117ZM126 12L128 13L129 11H126ZM222 12H224V11H222ZM229 12H230V11H229ZM18 13H19V12H18ZM24 13H25V12H24ZM24 13H23V14H24ZM32 13H33V12H32ZM43 13H44V12H43ZM43 13H42V14H43ZM53 13H54V12H53ZM57 13H58V12H57ZM61 13L63 14V12H61ZM61 13H60V14H61ZM66 13H67V14H66ZM70 13H71V12H70ZM75 13H76V12H75ZM191 13H192V12H191ZM191 13H190V14H191ZM193 13H194V12H193ZM238 13H239V12H238ZM13 14H17V13H13ZM13 14H12V15H13ZM26 14H27V13H26ZM38 14H40V13L38 12ZM92 14H94V13L92 12ZM161 14H162V12H161ZM7 15H8V14H6V16H7ZM12 15H11V16H12ZM49 15H50V14H49ZM55 15H56V14H55ZM72 15H73V14H72ZM72 15H71V16H72ZM127 15H128V14H127ZM127 15H126V16H127ZM145 15H146V14H145ZM182 15H183V14H182ZM235 15H236V14H235ZM247 15H248V14H247ZM1 16H2V15H1ZM4 16H5V15H4ZM4 16H3V19L5 20ZM9 16H10V15H9ZM15 16H17V15H15ZM23 16H25V15H23ZM40 16H41V15H40ZM40 16H39V17H40ZM52 16H54V15H52ZM58 16H59V15H58ZM63 16H64V15H63ZM73 16H74V15H73ZM75 16H78L77 13H76ZM95 16H96V14H95ZM124 16H125V15H124ZM140 16H141V15H140ZM186 16H187V15H186ZM193 16H194V15H193ZM242 16H243V15H242ZM21 17H22V16H21ZM29 17H30V15H29ZM32 17H33V15H32ZM54 17H55V16H54ZM61 17H62V16H61ZM61 17H60V18H61ZM64 17H65V16H64ZM79 17H80V16H79ZM84 17H86V16H84ZM191 17H192V16H191ZM235 17H236V16H235ZM10 18H11V17H10ZM14 18H16V17H14ZM22 18H23V17H22ZM24 18H25V17H24ZM26 18H27V17H26ZM30 18H31V17H30ZM37 18H38V16L36 17V19H37ZM51 18H52V17H51ZM51 18H50V20H53V19H51ZM56 18H57V16H56ZM74 18H75V17H74ZM82 18H83V16H82ZM115 18H116V17H115ZM126 18H127V17H126ZM132 18H133V17H132ZM132 18H131V19H132ZM187 18H188V17H187ZM207 18H208V17H207ZM211 18H212V17H211ZM3 19H2V20H3ZM6 19H7V18H6ZM8 19H9V18H8ZM16 19H18V18H16ZM20 19H21V18H20ZM32 19H33V18H32ZM36 19H35V20H36ZM41 19H42V18H41ZM47 19H48V17H47ZM54 19H55V18H54ZM57 19H58V18H57ZM57 19H56V20H57ZM62 19H65V18H62ZM79 19L81 20V18H79ZM83 19H84V18H83ZM87 19H88V18L86 17L83 21H86ZM244 19H245V18H244ZM11 20H12V19H11ZM24 20H25V19H24ZM43 20H44V19H43ZM48 20H49V19H48ZM48 20H47V21H44L45 23L47 22L46 26H47L48 24H51V23H48ZM67 20L69 21L70 19H68V17H67ZM76 20H77V19H76ZM164 20H165V19H164ZM187 20H188V19H187ZM203 20H204V19H203ZM249 20H250V19H249ZM249 20H248V22H249ZM25 21H27V20H25ZM60 21H62V20H60ZM63 21H65V20H63ZM74 21H75V20H74ZM121 21H122V20H121ZM121 21H120V22H121ZM125 21H127V20L124 19V22H125ZM16 22H17V20H16ZM18 22H19V20H18ZM29 22H30V21H28V23H29ZM31 22H32V21H31ZM31 22H30V23H31ZM35 22H36V21H35ZM69 22L71 23V22H73V20L71 19ZM69 22H68V23H69ZM88 22H89V21H88ZM90 22H91V21H90ZM100 22H101V21H100ZM103 22H104V21H103ZM120 22H119V23H120ZM143 22H144V21H143ZM169 22H170V21H169ZM237 22H238V21H237ZM243 22H244V21H243ZM2 23H3V22H2ZM2 23H0V24H2ZM11 23H12V22H10V24H11ZM33 23H34V21L32 22V24H33ZM36 23H37V22H36ZM109 23H110V21H109ZM114 23H116V21H114ZM119 23H118V25H119ZM228 23H229V22H228ZM246 23H247V22H246ZM7 24H9V23H7ZM24 24H25V23H24ZM24 24L22 23V25H24ZM40 24H41V23H40ZM40 24L37 23V25H39L38 27H40ZM42 24H43V23H42ZM42 24H41V25H42ZM53 24H54V23H53ZM53 24H52V25H53ZM59 24H60V23H59ZM61 24H62V23H61ZM65 24H66V23H65ZM81 24H82V23H81ZM105 24H106V22H105ZM134 24H135V23H134ZM150 24H151V23H150ZM170 24H171V23H170ZM257 24H258V23H257ZM3 25H4V27H5L6 24H3ZM14 25H15V24H14ZM17 25H19V24H17ZM17 25H16V28H17ZM20 25H21V23H20ZM20 25H19V26H20ZM30 25H31V24H30ZM34 25L36 26V24H34ZM44 25H45V24H44ZM44 25H43V26H44ZM57 25H58V24H57ZM62 25H63V24H62ZM78 25H79V24H78ZM87 25H88V24H87ZM121 25H122V24H121ZM159 25H160V24H159ZM167 25H168V24H167ZM189 25H190V24H189ZM207 25H208V24H207ZM248 25H251V24H248ZM260 25H261V24H260ZM0 26H1V25H0ZM7 26H10V25H7ZM7 26H6V27H7ZM19 26H18V27H19ZM43 26H42V27H43ZM54 26L56 27V25H54ZM54 26H53V27H54ZM70 26H71V25H70ZM72 26H73V25H72ZM82 26H83V25H82ZM94 26H95V24H94ZM143 26H144V24H143ZM143 26H142V29H143ZM160 26H164V25H160ZM165 26H166V25H165ZM168 26H169V25H168ZM202 26H203V25H202ZM235 26H236V25H235ZM239 26H240V25H238V27H239ZM246 26H247V25H246ZM257 26H258V25H256V27H257ZM2 27H3V26H2ZM14 27H15V26H14ZM24 27H25V25H24ZM24 27L20 26L21 29L24 28ZM27 27H29L28 24H27ZM27 27H25V28H27ZM42 27H41V29H42ZM44 27H45V26H44ZM57 27H59V25H58ZM57 27H56V28H57ZM60 27H61V26H60ZM60 27H59V28H60ZM88 27H89V26H88ZM112 27H113V26H112ZM192 27H193V26H192ZM203 27H204V26H203ZM7 28H8V27H7ZM10 28H11V27H10ZM12 28H13V27H12ZM31 28H32V27H31ZM46 28H48V27H46ZM71 28H72V27H71ZM93 28H94V27H93ZM104 28H106V26H104ZM107 28H109V27H107ZM155 28H156V27H155ZM165 28H166V27H165ZM172 28H173V27H172ZM178 28H179V27H178ZM181 28H183V27H181ZM199 28H200V27H199ZM224 28H226V27H224ZM227 28H228V27H227ZM2 29H3V28H2ZM5 29H6V28H4V30H5ZM17 29H18V28H17ZM36 29H37V26H36ZM39 29H40V28H38V31H39ZM49 29H50V27H49ZM51 29H52V28H51ZM54 29H55V28H54ZM54 29H53V30H54ZM66 29H68V28L66 27ZM72 29H73V28H72ZM161 29H162V28H161ZM163 29H164V28H163ZM241 29H242V28H241ZM4 30H3V32H4ZM12 30H13V29H12ZM22 30H24V29H22ZM22 30H21V31H22ZM27 30L29 31V29H27ZM30 30H31V29H30ZM34 30H35V29H34ZM44 30H45V29H44ZM47 30H48V29H47ZM70 30H71V29H70ZM76 30H77V28H76ZM81 30H82V29H81ZM81 30H80V31H81ZM87 30H88V28H87ZM91 30H92V29H91ZM91 30H90V31H91ZM155 30H156V29H155ZM196 30H198V29H196ZM205 30H206V29H205ZM224 30H225V29H224ZM234 30H235V29H234ZM32 31H33V30H32ZM105 31H106V29H105ZM127 31H128V30H127ZM135 31H136V30H135ZM183 31H185V30H183ZM199 31H201V30H199ZM5 32H6V31H5ZM9 32H10V31H9ZM18 32H19V30H18ZM44 32H45V31H44ZM53 32H54V31H53ZM57 32H59V29H57ZM67 32L69 33V31H67ZM81 32H82V31H81ZM81 32H80V33L78 32V33L81 34ZM84 32H85V29H84ZM91 32H92V31H91ZM148 32H149V31H148ZM159 32H160V31H159ZM204 32H205V31H204ZM204 32H203V33H204ZM238 32H239V31H238ZM14 33H15V32H14ZM20 33H21L20 36L22 37V32H20ZM27 33H28V32H27ZM32 33H33V32H32ZM32 33H31V34H32ZM41 33H43V31H42ZM49 33H50V32H49ZM49 33H48V34H49ZM51 33H52V32H51ZM55 33H56V32H55ZM55 33H54V34H55ZM60 33H62V32H60ZM71 33H73V32H71ZM76 33H77V32H76ZM89 33H90V32H89ZM97 33H98V32H97ZM109 33H110V32H109ZM125 33H126V32H125ZM138 33H139V32H138ZM138 33H137V34H138ZM156 33H157V32H156ZM170 33H171V32H170ZM177 33H178V32H177ZM179 33H180V32H179ZM236 33H237V31H236ZM1 34H2V33H1ZM10 34H11V33H10ZM12 34H13V32H12ZM29 34H30V33H29ZM29 34H28V35H29ZM31 34H30V35H31ZM33 34H34V36H35V32H34ZM54 34H53V35H54ZM56 34L58 35V33H56ZM65 34H66V32H65ZM114 34H115V33H114ZM148 34H149V33H148ZM173 34H174V33H173ZM173 34H172V35H173ZM205 34H207V33L205 32ZM4 35H6V34L4 33ZM13 35H14V34H13ZM25 35H26V34H25ZM30 35H29V36H30ZM36 35H37V33H36ZM39 35H40V34H39ZM60 35H61V34H60ZM60 35H58V36L60 37ZM69 35H70V34H69ZM76 35H77V34H76ZM83 35H84V34H83ZM92 35H93V34H92ZM96 35H97V34H96ZM96 35H95V37H97ZM115 35H116V34H115ZM172 35H171V36H172ZM178 35H179V34H178ZM202 35H203V34H202ZM210 35H211V34H210ZM7 36H9V34H8ZM7 36H6V38H7ZM17 36H18V35H17ZM48 36H50V35H48ZM54 36H55V35H54ZM63 36H64V35H63ZM70 36H71V35H70ZM72 36H73V35H72ZM72 36H71V37H72ZM81 36H82V35H81ZM151 36L153 37V35H151ZM174 36H176V35H174ZM212 36L214 37L213 34H212ZM236 36H237V34H236ZM240 36H241V33H240ZM249 36H250V35H249ZM9 37H10V36H9ZM14 37H15V36H14ZM14 37H12V38H14ZM50 37H51V36H50ZM71 37H70V38H71ZM85 37H86V35H85ZM85 37H84V40H85ZM89 37H90V36H89ZM89 37H88V38H89ZM91 37H92V36H91ZM95 37L93 38V40L95 39ZM124 37H125V36H124ZM127 37H128V36H127ZM1 38H2V36H1ZM4 38H5V37H4ZM6 38H5V39H6ZM17 38H18V37H17ZM23 38H25V37H22L21 39L23 40ZM27 38H29V37L27 36ZM39 38H40V37H39ZM41 38H42V37H41ZM41 38H40V39H41ZM51 38H52V37H51ZM77 38L79 39V36H78ZM88 38L86 37V39H88ZM97 38H98V37H97ZM135 38H136V37H135ZM165 38H166V37H165ZM242 38H243V37H242ZM7 39H8V38H7ZM19 39H20V38H19ZM30 39H31V38H30ZM35 39H36V38H35ZM45 39H47V38H45ZM45 39H43V40L45 41ZM52 39H53V38H52ZM58 39H59V38H58ZM74 39H76V36H75ZM80 39H81V38H80ZM82 39H83V38H82ZM168 39H169V38H168ZM168 39H167V40H168ZM173 39H174V37H173ZM173 39H172V40H173ZM208 39H209V38H208ZM2 40H3V39H2ZM8 40H9V39H8ZM8 40H7V41H8ZM12 40H13V39H12ZM31 40H32V39H31ZM48 40H49V39H48ZM50 40H51V39H50ZM54 40H55V39H54ZM110 40H111V39H110ZM165 40H166V39H165ZM175 40H176V39H175ZM188 40H189V39H188ZM209 40H210V39H209ZM211 40H212V39H211ZM236 40H237V39H236ZM5 41H6V40H5ZM5 41H3V45H5V43H4ZM24 41H25V40H24ZM27 41H28V40H27ZM52 41H53V40H52ZM52 41H51V42L47 41V42L50 44V43H52ZM61 41H62V40H61ZM61 41H60V42H61ZM68 41H69V40H68ZM71 41L73 42V40H71ZM76 41H78V40H76ZM81 41H82V40H80V42H81ZM85 41H86V40H85ZM91 41H92V40H90L89 43H91ZM173 41H174V40H173ZM225 41H226V40H225ZM244 41H245V40H244ZM15 42H16V41H15ZM15 42H14V43H15ZM18 42H19V40H18ZM18 42H17V43H18ZM28 42H29V41H28ZM36 42H38V41H36ZM41 42H43V41H41ZM45 42H46V41H45ZM55 42H57V41L55 40ZM58 42H59V41H58ZM62 42H65V41H62ZM69 42H70V41H69ZM74 42H75V40H74ZM93 42H94V41H93ZM165 42H166V41H165ZM171 42H172V41H171ZM210 42H211V41H210ZM226 42H228V41H226ZM237 42H238V41H237ZM1 43H2V42H1ZM1 43H0V44H1ZM8 43H10V41H9ZM8 43H7V44H8ZM23 43H24V42H23ZM25 43H26V41H25ZM39 43H40V40H39ZM48 43H47V45H49ZM53 43H54V42H53ZM53 43H52L51 45H53ZM75 43H76V42H75ZM83 43H85V42H82V45H83ZM130 43H132V42H130ZM163 43H164V42H163ZM20 44H21V43H20ZM26 44H27V43H26ZM26 44H25V45H26ZM44 44H45V43H44ZM59 44H60V43H59ZM65 44H66V43H65ZM67 44H69V43H67ZM109 44H111V43H109ZM167 44H168V43H167ZM190 44H191V43H190ZM217 44H218V43H217ZM3 45H2V46H3ZM25 45L23 44V46H25ZM34 45H36V44L34 43ZM37 45H38V43H37ZM57 45H58V44H57ZM74 45H75V44H74ZM77 45H81V44L78 43ZM77 45H76V46H77ZM86 45H88V44H86ZM135 45H137V44H135ZM175 45H178V44L175 43ZM2 46H0V48H1ZM9 46H10V45H9ZM12 46H13V45H12ZM12 46H10V47H12ZM18 46H19V44H18ZM26 46H27V45H26ZM32 46H33V45H32ZM32 46H31V47H32ZM53 46H55V45H53ZM53 46H52V47H53ZM66 46H67V45H66ZM70 46H72V45H70ZM83 46H84V45H83ZM125 46H126V45H125ZM21 47H22V44H21ZM29 47H30V46H28V48H29ZM38 47H39V46H38ZM56 47H57V46H56ZM56 47H55V48H56ZM58 47H59V46H58ZM133 47H134V46H133ZM170 47H171V46H170ZM177 47H178V46H177ZM8 48H9V47H8ZM14 48H16V47H14ZM23 48H24V47H23ZM23 48H22V50H23ZM25 48H26V47H25ZM32 48H35V49H36L37 46H34V47H32ZM60 48H61V47H60ZM63 48H64V47H63ZM70 48H72V47H70ZM70 48H69V49H70ZM91 48H92V47H91ZM91 48H90V49H91ZM111 48H112V47H111ZM118 48H120V47H118ZM121 48H122V47H121ZM121 48H120V49H121ZM260 48H261V47H260ZM263 48H264V47H263ZM1 49H2V48H1ZM3 49H4V48H3ZM5 49H6V48H5ZM18 49H20V48L18 47ZM26 49H27V48H26ZM43 49H44V48H43ZM67 49H68V48H67ZM75 49H78V48H75ZM75 49H74V50H75ZM82 49H83V48H82ZM88 49H89V47H88ZM112 49H113V48H112ZM115 49H117V48H115ZM125 49H126V48H125ZM125 49H124V50H125ZM138 49H139V47H138ZM165 49H166V48H165ZM167 49H168V47H167ZM176 49H177V48H176ZM176 49H175V50H176ZM257 49H258V48H257ZM6 50H7V49H6ZM10 50H11V49H10ZM15 50H16V52H18L17 49H14V51H15ZM29 50H30V49H29ZM29 50H28V51H29ZM39 50H40V49H39ZM47 50H49V49H47ZM53 50H54V48H53ZM55 50H57V49H55ZM80 50H81V49H80ZM83 50H84V49H83ZM180 50H181V49H180ZM183 50H185V48H183ZM263 50H264V49H263ZM2 51H3V50H2ZM11 51H12V50H11ZM24 51H25V50H24ZM34 51H35V50H34ZM37 51H38V50H37ZM45 51H46V50H45ZM45 51H42V52H45ZM66 51H67V50H66ZM84 51H85V50H84ZM84 51H82V52H84ZM113 51H114V49H113ZM161 51H162V48H161ZM0 52H1V51H0ZM19 52H20V50H19ZM26 52H27V51H26ZM51 52H52V51H51ZM58 52H59V51H58ZM64 52H65V51H64ZM64 52H63V53H64ZM72 52H73V51H72ZM72 52H71V53H72ZM79 52H80V51H79ZM82 52H81V53H82ZM86 52H87V51H86ZM172 52H173V51H172ZM184 52H185V51H184ZM188 52H189V51H188ZM215 52H216V51H215ZM252 52H254V51H252ZM257 52H258V51H257ZM7 53H8V52H7ZM12 53H14V52H12ZM28 53H29V52H28ZM28 53H27V54H28ZM32 53H34V52H32ZM38 53H39V52H38ZM55 53H56V52H55ZM61 53H62V51H61ZM67 53H69V52H67ZM177 53H178V52H177ZM221 53H222V52H221ZM10 54H11V53H10ZM17 54H18V53H17ZM19 54H20V53H19ZM23 54H24V53H23ZM23 54H22V57H25V56H23ZM34 54H35V53H34ZM44 54H46V53H44ZM49 54H50V53H49ZM59 54H60V52L58 53V55H59ZM69 54H70V53H69ZM73 54H75V51L73 52ZM73 54H72V55H73ZM125 54H126V53H125ZM171 54H172V53H171ZM179 54H180V53H179ZM0 55H1V54H0ZM2 55H3V53H2ZM2 55H1V56H2ZM5 55H6V54H5ZM7 55H8V54H7ZM15 55H16V53H15ZM15 55H13V56H15ZM24 55H26V54H24ZM31 55H33V54H31ZM31 55H30V56H31ZM37 55H38V54H37ZM41 55L43 56L42 53H41ZM46 55H47V54H46ZM52 55H54V54H52ZM55 55H56V54H55ZM55 55H54V56H55ZM72 55H70L71 58H72ZM180 55H181V54H180ZM180 55H179V56H180ZM217 55H218V54H217ZM220 55H221V54H220ZM263 55H264V53H263ZM19 56H20V55H19ZM33 56H34V55H33ZM33 56H31V57H30L31 60H30V59H29V60L34 62L35 59H32V58L37 57V56H34V57H33ZM39 56H40V55H39ZM48 56H49V55H48ZM54 56H53V58H54ZM56 56H57V55H56ZM61 56H62V58H63V54H61ZM66 56H67V55L65 54V57H66ZM87 56H88V55H87ZM132 56H133V55H132ZM169 56H170V55H169ZM218 56H219V55H218ZM6 57H7V56H6ZM10 57H11V56H10ZM22 57H21V58H22ZM26 57H27V56H26ZM40 57H41V56H40ZM45 57H46V56H45ZM50 57H51V56H50ZM59 57H60V56H59ZM59 57H58V58H59ZM67 57H68V56H67ZM67 57L64 59V61L67 59ZM74 57H76V56H74ZM88 57H89V56H88ZM126 57H127V56H125V58H126ZM130 57H131V56H130ZM172 57H173V56H172ZM174 57H175V54H174ZM229 57H230V56H229ZM0 58H1V57H0ZM19 58H20V57H19ZM28 58H29V55H28ZM28 58L26 59V61L28 60ZM41 58H42V57H41ZM41 58H40V59H41ZM68 58H70V57H68ZM71 58H70V59H71ZM128 58H129V57H128ZM133 58H134V57H133ZM216 58H217V57H216ZM227 58H228V57H227ZM232 58H233V57H232ZM253 58H255V56H253ZM5 59H6V58H5ZM10 59H11V58H10ZM17 59H18V58H17ZM24 59H25V58H24ZM24 59L22 58L21 60L24 61ZM40 59H39V57H38V59L36 58V60H39V61H40ZM47 59H48V58H47ZM81 59H82V58H80V60H81ZM86 59H87V58H86ZM168 59H169V58H167V60H168ZM175 59H176V58H175ZM175 59H174V60H175ZM192 59H193V58H192ZM240 59H241V58H240ZM251 59H252V58H251ZM0 60H2V59H0ZM3 60H4V59H3ZM3 60H2V61H3ZM44 60H45V59H44ZM51 60H52V57H51ZM51 60L48 59L49 62H51ZM58 60H59V59H58ZM67 60H68V59H67ZM71 60H72V59H71ZM71 60H69V62H71ZM82 60H83V59H82ZM120 60H121V59H120ZM156 60H158V59H156ZM176 60H177V59H176ZM189 60H190V58H189ZM243 60H244V59H243ZM2 61L0 62V64L2 63ZM5 61H6V60H5ZM10 61H11V63H12V60H10ZM13 61H14V60H13ZM18 61H20V60H18ZM23 61H21V62H23ZM26 61H25V62H26ZM48 61H47V62H48ZM53 61H54V60H53ZM83 61H84V60H83ZM90 61H91V60L89 59V63H90ZM122 61H123V60H122ZM170 61H171V60H170ZM256 61H257V60H256ZM25 62H24V64H25ZM33 62H30V63L32 64ZM42 62H44V61L42 60ZM45 62H46V61H45ZM47 62H46V64H47ZM55 62H56V61H55ZM58 62H63V60L58 61ZM66 62H67V61H65V63H66ZM73 62H74V60H73ZM73 62H71V63H73ZM86 62H87V61H86ZM187 62H188V61H187ZM194 62H195V61H194ZM221 62H222V61H221ZM240 62H241V61H240ZM3 63H4V62H3ZM3 63H2V64H3ZM18 63H19V62H18ZM27 63H28V61H27ZM27 63H26V64H27ZM30 63H28V64H30ZM65 63H64V65H65ZM95 63H96V62H95ZM121 63H123V62H121ZM189 63L191 64L192 62H189ZM189 63H188V64H189ZM242 63L244 64V62H242ZM242 63H241V65L243 66ZM257 63H259V62H257ZM14 64H15V63H14ZM14 64H13V65H14ZM16 64H17V63H16ZM16 64H15V65H16ZM24 64L22 63V65H24ZM26 64H25V65H26ZM39 64H40V63H39ZM39 64H38V65H39ZM49 64H50V63H49ZM52 64H53V63H52ZM52 64H51V65H52ZM60 64H61V63H59V65H60ZM86 64H87V63H86ZM91 64H92V63H91ZM97 64H98V63H97ZM127 64H129V63L127 62ZM174 64H175V62H174ZM174 64L172 65L171 68L174 67ZM185 64H186V63H185ZM193 64H194V63H193ZM196 64L199 65V63H196ZM248 64H249V63H248ZM4 65H5V64H4ZM6 65H7V64H6ZM6 65H5V66H6ZM10 65H11V64H10ZM15 65H14V66H15ZM18 65H19V64H18ZM33 65H34V64H33ZM35 65H36V63H35ZM35 65H34V66H35ZM42 65H43V63H42ZM56 65H58V64H56ZM67 65H69V64H67ZM67 65H66V67H67ZM74 65H75V64H74ZM78 65H79V64H77V66H78ZM93 65H94V64H93ZM102 65H103V63H102ZM114 65H115V64H114ZM123 65H124V64H123ZM159 65H160V64H159ZM175 65H176V64H175ZM186 65H187V64H186ZM191 65H192V64H191ZM198 65H196V66H198ZM239 65H240V64H239ZM241 65H240V66H241ZM253 65H255V62H254ZM2 66H3V65H2ZM16 66H17V65H16ZM19 66H21V65H19ZM26 66H27V65H26ZM30 66H31V65H30ZM39 66H41V65H39ZM53 66L55 67V65H53ZM72 66H73V64H72ZM83 66H85V65H83ZM86 66H87V65H86ZM95 66H96V65H95ZM130 66L132 67L131 64H130ZM139 66H141V65H139ZM166 66H167V65H166ZM168 66H169V64H168ZM188 66H190V65H188ZM188 66H186L187 69H188ZM216 66H217V68H218V65H216ZM216 66H215V67H216ZM234 66H235V65H234ZM240 66H238V67L240 68ZM261 66H262V65H261ZM6 67H7V66H6ZM12 67H13V66H12ZM17 67H18V66H17ZM17 67H15V68H16V69H19V67H18V68H17ZM22 67H23V66H22ZM22 67H21L20 69H22ZM24 67H25V66H24ZM36 67H37V66H36ZM41 67L43 68V66H41ZM41 67H40V68H41ZM50 67H51V66H50ZM99 67L101 68V66H99ZM99 67L96 66V68H99ZM128 67H129V66H128ZM128 67H127V68H128ZM175 67H176V66H175ZM175 67H174V68H175ZM255 67H258V66H254V68H255ZM4 68H5V67H4ZM31 68H32V67H31ZM34 68H35V67H34ZM42 68H41V69H42ZM44 68H46V70L48 71V68H47L45 65H44ZM61 68H62V67H61ZM63 68H64V67H63ZM68 68H69V66H68ZM76 68H77V67H76ZM76 68H75V70H76ZM78 68H79V67H78ZM83 68H84V67H82L81 70H82ZM96 68H95V69H96ZM100 68L98 69V71H96V70H95V71H96L97 73L100 72V71H99ZM109 68H110V67H109ZM125 68H126V67H125ZM132 68H133V67H132ZM132 68H131V69H132ZM161 68H162V67H161ZM171 68H170V69H171ZM0 69H1V68H0ZM16 69H15V70H16ZM28 69H29V68H28ZM72 69H73V68H72ZM72 69H71V70H72ZM92 69H93V68H92ZM184 69H186V68L184 67ZM190 69H191V68H190ZM196 69H198V67H196ZM202 69H203V68H202ZM213 69H214V68H213ZM261 69H262V68H261ZM4 70H5V69H4ZM15 70H14V72H15ZM23 70H24V69H23ZM31 70L33 71V69H31ZM42 70L44 71V69H42ZM46 70H45V71H46ZM53 70H54V69H53ZM58 70H59V69H58ZM62 70H63V69H62ZM64 70H65V69H64ZM89 70H91V69H89ZM192 70H193V68H192ZM1 71H2V70H1ZM5 71H6V70H5ZM8 71H9V70H8ZM37 71H38V70H37ZM40 71H41V70H39V72H40ZM45 71H44V72H45ZM47 71H46V72H47ZM60 71H61V70H60ZM60 71H58V73H56V72H54V73L59 74ZM72 71H73V70H72ZM77 71L79 72L80 70H77ZM77 71H76V72H77ZM82 71H83V70H82ZM82 71H81V72H82ZM85 71H86V70H85ZM92 71H94V70H92ZM123 71H124V70H123ZM137 71H138V70H137ZM175 71H176V70H175ZM203 71H205V70H203ZM238 71H239V70H238ZM238 71H237V72H238ZM247 71H248V70H247ZM258 71H259V69H258ZM3 72H4V71H2V73H3ZM14 72H13V73H14ZM20 72H21V71H20ZM27 72H28V71H27ZM27 72H26V73H27ZM34 72H36V71L34 70ZM34 72H33L32 75H35ZM62 72H63V71H62ZM83 72H84V71H83ZM83 72H82V74H83ZM96 72H95V73H96ZM129 72H130V71H129ZM144 72L146 73V71H144ZM165 72H166V71H165ZM165 72H164V73H165ZM168 72H169V71H168ZM186 72L188 73V71H186ZM190 72H191V70H190ZM195 72H196V71H194V73H195ZM248 72H250V71H248ZM248 72H247V73H248ZM256 72H257V71H256ZM2 73H1V74H2ZM9 73H10V71H9ZM18 73H19V72H18ZM18 73H17V74H18ZM31 73H32V72H31ZM60 73H61V72H60ZM66 73H67V72H66ZM70 73H71V71H70ZM91 73H92V72H91ZM95 73H94V74H95ZM162 73H163V72H162ZM204 73H205V72H204ZM238 73H240V72H238ZM244 73H245V72H244ZM263 73H264V72H263ZM1 74H0V75H1ZM20 74H21V73H20ZM29 74H30V73H29ZM29 74H28V75H29ZM62 74H63V73H62ZM74 74H75V73H74ZM86 74H88V73L86 72ZM108 74H109V73H108ZM137 74H139V73H137ZM146 74H147V73H146ZM196 74H199V73H196ZM249 74H250V73H249ZM259 74H260V73H259ZM4 75H5V74H4ZM7 75H9V74H7ZM15 75H16V72H15ZM18 75H19V74H18ZM21 75H23V76H24L23 79L26 80V78H25L26 74L23 73V74H21ZM21 75H20V76H21ZM28 75H27V77H28ZM41 75H42V74H41ZM41 75H39V76H41ZM53 75H54V74H53ZM63 75H64V74H63ZM68 75H69V74H68ZM70 75H71V74H70ZM84 75H85V74H84ZM84 75H82V76H84ZM89 75H90V74H89ZM99 75H100V74H99ZM106 75H107V73H106ZM187 75H188V74H187ZM187 75H186V76H187ZM200 75H201V73L199 74V76H200ZM202 75H203V74H202ZM261 75H262V74H261ZM1 76H2V75H1ZM23 76H22V77H23ZM39 76H38V81H39ZM56 76H57V75H56ZM74 76H75V75H74ZM87 76H88V75H87ZM91 76H94V75H91ZM144 76H145V75H144ZM184 76H185V75H184ZM192 76H193V75H192ZM194 76H196V75H194ZM245 76H246V75H245ZM257 76H258V75H257ZM14 77L16 78V76H14ZM14 77H12V78H14ZM30 77H31V75H30ZM30 77H29V78H30ZM33 77H37V76L35 75V76H33ZM53 77H54V76H53ZM66 77H67V75H66ZM72 77H73V76H72ZM75 77H76V76H75ZM78 77H79V75H78ZM109 77L111 78L110 74H109ZM109 77H107V78H109ZM127 77H129V76H127ZM136 77H137V76H136ZM170 77H171V76H170ZM172 77H173V76H172ZM172 77H171V78H172ZM207 77H208V76H207ZM237 77H238V76H236V78H237ZM258 77H259V76H258ZM262 77H263V76H262ZM5 78H8V76L5 77ZM9 78H10V77H9ZM41 78H42V77H41ZM46 78H47V77H46ZM58 78H60V77H58ZM82 78H83V77H82ZM85 78H88V79H89V77H85ZM94 78H95V77H93V79H94ZM107 78H105V79H107ZM139 78H140V76H139ZM173 78H174V77H173ZM227 78H228V76H227ZM227 78L225 77V79H227ZM231 78H232V77H231ZM18 79H19V78H18ZM30 79H32V77H31ZM35 79H36V78H35ZM43 79H44V78H43ZM65 79H66V78H65ZM71 79H72V78H71ZM75 79H76V78H75ZM77 79H78V78H77ZM88 79H86V80H88ZM90 79H91V78H90ZM97 79L99 80V77H97ZM165 79H166V78H165ZM189 79H190V78H189ZM189 79H187V80L190 81ZM199 79H201V77H200ZM233 79H234V78H233ZM238 79H239V78H238ZM244 79L246 80V78H244ZM257 79H258V78H257ZM3 80H4V78H3ZM7 80H9V79H7ZM12 80H13V79H12ZM12 80H11V81H12ZM25 80H24V81H25ZM40 80H41V79H40ZM50 80H51V79H50ZM56 80H58L57 77H56ZM56 80H55V81H56ZM62 80H63V79H62ZM67 80H68V78H67ZM67 80H66V81H67ZM84 80H85V79H83V81H84ZM94 80H95V79H94ZM94 80H93V81H94ZM100 80H101V78H100ZM108 80H109V79H108ZM194 80H195V79H194ZM227 80H228V79H227ZM236 80H237V79H236ZM236 80H235V81H236ZM253 80H254V79H253ZM260 80H261V79H260ZM9 81H10V80H9ZM19 81L22 82V80H19ZM47 81H48V78H47ZM63 81H64V80H63ZM63 81H60V82L62 83ZM66 81H65V83H66ZM68 81H69V80H68ZM68 81H67V82H68ZM75 81H76V80H75ZM81 81H82V79H81ZM81 81H80V82H81ZM88 81H90V80H88ZM93 81H90V82H93ZM95 81H96V80H95ZM95 81H94V82H95ZM130 81H131V80H130ZM171 81H172V80H171ZM171 81H170V82H171ZM177 81H178V80H177ZM183 81H184V80H183ZM198 81H199V80H198ZM5 82H6V81H5ZM5 82H4V83H5ZM12 82H14V81H12ZM16 82H17V80H16ZM21 82H20V85H22ZM32 82H33V79H32ZM45 82H46V80H45ZM52 82H53V81H52ZM77 82H79V81H77ZM85 82H86V81H85ZM94 82H93V83H94ZM99 82H100V81H99ZM104 82H106V80H105ZM104 82H103V83H104ZM143 82H144V81H143ZM148 82H149V81H148ZM173 82H174V81H173ZM186 82H187V81H186ZM37 83H38V82H37ZM40 83H41V82H40ZM42 83H43V81H42ZM70 83H71V81H70ZM81 83H84V82H81ZM81 83H80V84H81ZM164 83H165V82H164ZM164 83H163V84H164ZM190 83H191V82H190ZM250 83H251V82H250ZM252 83L254 84V82H252ZM255 83H256V82H255ZM258 83H259V82H258ZM258 83H257V84H258ZM262 83H263V82H262ZM12 84H13V83H12ZM15 84H16V83H15ZM24 84L26 85V83H24ZM73 84H75V82H74ZM76 84H77V83H76ZM80 84H79V85H80ZM85 84H86V83H85ZM85 84H84V85H85ZM90 84H91V83H90ZM90 84H89V85H90ZM132 84H133V83H132ZM168 84H169V83H168ZM170 84H171V83H170ZM185 84H186V83H185ZM253 84H252V85H253ZM30 85H31V84H30ZM35 85H37V84L35 83ZM39 85H41V84H39ZM52 85H53V84H52ZM54 85H55V84H54ZM58 85H59V84H58ZM58 85H57V86H58ZM60 85H61V84H60ZM62 85H63V84H62ZM77 85H78V84H77ZM79 85H78V86H79ZM175 85H176V84H175ZM177 85H178V84H177ZM261 85H262V84H261ZM263 85H264V84H263ZM1 86L3 87V83L1 84ZM9 86H11L10 83H9ZM63 86H65V85H63ZM66 86H68V85H66ZM78 86H76V87H78ZM81 86H82V85H81ZM81 86H80V87H81ZM92 86H93V85H92ZM94 86H99V85H94ZM127 86H128V85H127ZM165 86H166V85H165ZM243 86H245V85H243ZM256 86H257V85H256ZM258 86H260V84H259ZM6 87H7V85H6ZM22 87H24V86H22ZM44 87H45V84H44ZM48 87H49V86H48ZM48 87H47V85H46V89H47ZM50 87H52V86H50ZM59 87H60V86H59ZM59 87H58V88H59ZM72 87H73V90H74V88L76 89L75 86L72 85ZM177 87H178V86H177ZM241 87H242V86H241ZM252 87H254V85H253ZM9 88H10V87H8V89H9ZM37 88H38V87L36 86V89H37ZM39 88H40V87H39ZM66 88H67V87H66ZM84 88H85V87H84ZM84 88H83V89H84ZM95 88H97V87H95ZM95 88H94V89H95ZM170 88H171V87H170ZM172 88H173V87H172ZM172 88H171V89H172ZM175 88H176V86H175ZM183 88H184V87H183ZM212 88H214V87L212 86ZM260 88H261V86H260ZM260 88H259V89H260ZM3 89H4V88H3ZM16 89H17V87H16ZM34 89H35V88H34ZM49 89H50V88H49ZM60 89H61V88H60ZM63 89H64V88H63ZM63 89H62V90H63ZM70 89H71V86H70ZM80 89H81V88H80ZM92 89H93V88H92ZM92 89H91V90H92ZM165 89H166V88H165ZM186 89H187V88H186ZM257 89H258V88H257ZM9 90H10V89H9ZM9 90H8V91H9ZM19 90H21V88H20ZM24 90H25V89H24ZM56 90H57V89H56ZM58 90H59V89H58ZM71 90H72V89H71ZM85 90H86V89H84V90H82V91H85ZM87 90H88V89H87ZM98 90H99V89H98ZM98 90H96V92H97ZM169 90H170V89H169ZM172 90H174V89H172ZM172 90H171V91H172ZM196 90H198V89H196ZM204 90H205V89H204ZM249 90H250V89H249ZM262 90H263V89H261V91H262ZM3 91H5V90H3ZM21 91H22V90H21ZM26 91H27V90H26ZM164 91H165V90H164ZM177 91H179V89H177ZM192 91H193V93H194V90H192ZM215 91H216V90H215ZM229 91H230V90H229ZM0 92H1V91H0ZM9 92H10V91H9ZM11 92H12V91H11ZM11 92H10V93H11ZM23 92H24V91H23ZM47 92H48V91H47ZM49 92H51V90H50ZM52 92H53V91H52ZM71 92H72V91H71ZM80 92H81V91H80ZM88 92H89V91H88ZM88 92H87V93H88ZM90 92H91V91H90ZM99 92H100V91H98V93H99ZM149 92H150V91H149ZM183 92H184V91H183ZM187 92H188V90H187ZM187 92H185V93H187ZM200 92H201V91H200ZM216 92H217V91H216ZM238 92H239V91H238ZM258 92H259V91H258ZM258 92H257V93H258ZM15 93H16V92H15ZM19 93H20V92H19ZM53 93L55 94V92H53ZM62 93H63V92H62ZM62 93H61V95H62ZM66 93H67V92H66ZM68 93H69V92H68ZM72 93H73V92H72ZM75 93H76V94H79V93H77V92H75ZM75 93H74V95H75ZM82 93L85 94V92H82ZM94 93H95V92L92 91L91 94H94ZM121 93H122V92H121ZM173 93H174V92H173ZM173 93H172V96H173ZM201 93H202V92H201ZM204 93H205V92H204ZM209 93H211V91H210ZM213 93H214V92H213ZM217 93H218V92H217ZM253 93H254V92H253ZM260 93H262V92H260ZM11 94H12V93H11ZM17 94H18V92H17ZM36 94H37V93H36ZM39 94H40V92H39ZM54 94H52V95H54ZM70 94H71V93H70ZM70 94H69V95H70ZM80 94H81V93H80ZM199 94H200V93H199ZM215 94H216V93H215ZM222 94H223V93H222ZM248 94H249V93H248ZM250 94H251V93H250ZM263 94H264V93H263ZM6 95H7V94H6ZM14 95H15V94H14ZM37 95H38V94H37ZM40 95H41V94H40ZM40 95H39V96H40ZM49 95H50V93L48 94V96H49ZM56 95H57V94H56ZM64 95H65V94H63V96H64ZM127 95H128V94H127ZM169 95H171V94H169ZM174 95H175V94H174ZM180 95H182V94H180ZM200 95H202V94H200ZM210 95H211V94H210ZM217 95H218V94H217ZM234 95H235V94H234ZM251 95H252V94H251ZM15 96H16V95H15ZM33 96H36V95H33ZM44 96H45V95H44ZM44 96H43V94H42V96H40V97H44ZM57 96H58V95H57ZM57 96H56V97H57ZM67 96H68V94H67ZM76 96H77V95H76ZM83 96H85V95H83ZM86 96H87V95H86ZM88 96H90V94H89ZM96 96L98 97L99 94L96 95ZM100 96H101V95H100ZM100 96H99V97H100ZM162 96H163V95H162ZM172 96H171V97H172ZM176 96H177V95H176ZM183 96H184V93H183ZM186 96H187V95H186ZM204 96H205V94H204ZM204 96H203V97H204ZM219 96H220V95H219ZM254 96H255V98L257 97V95H254ZM261 96H262V95H261ZM20 97H21V96H20ZM26 97H27V96H24L25 99H27ZM36 97H38V96H36ZM45 97H46V96H45ZM56 97H55V99L57 100L58 97H57V98H56ZM61 97H62V96H61ZM61 97H60V98H61ZM70 97L75 98V97H73V96H70ZM70 97H69V98H70ZM97 97H94V98H96V99H94V100L99 99V98H97ZM178 97H179V96H178ZM229 97H230V96H229ZM229 97H228V99H229ZM232 97H233V96H232ZM244 97H246V96H244ZM18 98H19V97H18ZM21 98H22V97H21ZM29 98H30V97H29ZM34 98H35V97H33V100H34ZM47 98H48V97H47ZM67 98H68V97H67ZM67 98L64 97V99H67ZM72 98H71V99H72ZM87 98H88V97H87ZM87 98H85V99H87ZM90 98H92V96H91ZM124 98H125V97H124ZM169 98H170V97H169ZM184 98H185V96L183 97V99H184ZM193 98H194V96H193ZM198 98H199V97H198ZM209 98H210V97H209ZM212 98H213V97H212ZM250 98H251V97H250ZM255 98H253V99H255ZM260 98H262V97H260ZM22 99H23V98H22ZM25 99H23V100H25ZM37 99H38V98H37ZM37 99H36L35 101H36V102H39ZM40 99H41V98H40ZM50 99H51V98H50ZM62 99H63V97H62ZM71 99H70V101H71ZM75 99H78V100H79L80 98L78 97V98H75ZM85 99H84V97H83V103H84ZM113 99H114V98H113ZM162 99H163V98H162ZM219 99H220V97H219ZM233 99H234V98H233ZM251 99H252V98H251ZM19 100H20V99H19ZM23 100H20V101L24 104V101H23ZM29 100H30V99H29ZM33 100H32V102H33ZM53 100H54V99H53ZM81 100H82V99H81ZM89 100H90V99H89ZM89 100H88V101H89ZM100 100H101V99H100ZM111 100H112V99H111ZM115 100H116V99H115ZM117 100H118V99H117ZM119 100H120V99H119ZM128 100H131V99L128 98ZM179 100H180V99H179ZM185 100H187V99H185ZM193 100H194V99H193ZM195 100H196V99H195ZM261 100H262V99H261ZM42 101H43V100H42ZM46 101H50V100H46ZM91 101H93V98H92ZM123 101H124V100H123ZM156 101H157V100H156ZM188 101H189V100H188ZM198 101H199V100H198ZM243 101H244V99H243ZM246 101H247V100H246ZM251 101H252V100H251ZM6 102H7V101H6ZM25 102H26V101H25ZM55 102H56V101H55ZM57 102H58V100H57ZM57 102H56V103H57ZM67 102H68V100L66 101V104L69 103V102H68V103H67ZM71 102H75V101H71ZM78 102H79V101H77V104H78ZM86 102H87V101H86ZM94 102H95V101H94ZM125 102H126V101H125ZM125 102H124V103H125ZM165 102H166V101H165ZM169 102H170V101H169ZM174 102H175V101H174ZM183 102H184V101H183ZM207 102H208V100H207ZM207 102H206V104H207ZM212 102H214V101L212 100ZM219 102H220V101H219ZM219 102H218V103H219ZM254 102H255V100H254ZM259 102H260V101H259ZM30 103H31V102H30ZM33 103H34V102H33ZM42 103H43V102H42ZM44 103H45V102H44ZM49 103H50V102H49ZM58 103H59V102H58ZM75 103H76V102H75ZM131 103H132V102H131ZM131 103H129V104H131ZM176 103H177V102H176ZM208 103H209V102H208ZM214 103H215V102H214ZM19 104H21V103L19 102ZM23 104H22V105H23ZM34 104H35V103H34ZM34 104H33V105H34ZM62 104H63V103H62ZM71 104H72V103H71ZM77 104H76V105H77ZM85 104H86V103H84V106L81 105V104H80V105L83 106V107H85ZM89 104H90V103H89ZM96 104H98V103H96ZM103 104H104V103H103ZM129 104H128V106H129ZM183 104H184V103H183ZM189 104H190V103H189ZM212 104H213V103H212ZM224 104H225V103H224ZM226 104H227V103H226ZM261 104H263V102H262ZM22 105H21V106H22ZM27 105H28V104H27ZM31 105H32V104H31ZM53 105H54V104H53ZM57 105H58V104H57ZM57 105H56V106H57ZM64 105H65V104H64ZM68 105H69V104H68ZM68 105H66V106H68ZM92 105H93V103H92ZM131 105H132V104H131ZM131 105H130V106H131ZM136 105H137V104H136ZM253 105H255V104H253ZM2 106H3V105H2ZM5 106H6V104H5ZM13 106H14V105L12 104V102H9V106H8V107H9V110H10V111L13 110ZM34 106H35V105H34ZM69 106H73V104H72V105H69ZM78 106H79V105H78ZM78 106H77V107H78ZM86 106L88 107V105H86ZM96 106H97V105H96ZM105 106L107 107V105H105ZM133 106H134V103H133ZM137 106H138V105H137ZM158 106H159V105H158ZM164 106H166V105L164 104ZM256 106H257V104H256ZM256 106H255V107H256ZM22 107H24V106H22ZM28 107H29V106H28ZM32 107H33V106H32ZM32 107H31L30 109H32ZM38 107H41V108H42V106H37L36 109H37ZM44 107H46V106L44 105ZM57 107H59V108L61 107V108H62L63 106H57ZM100 107H101V106H100ZM119 107H120V105L117 107V110H119L120 108H122V107H120V108H119ZM131 107H132V106H131ZM135 107H136V106H135ZM135 107H134V108H135ZM141 107H142V106H141ZM210 107H211V106H210ZM242 107H243V106H242ZM258 107H259V106H258ZM258 107H257V108H258ZM263 107H264V106L261 105V107H259V108L261 109V108H263ZM54 108H55V107H54ZM67 108H68V107H67ZM90 108H91V107H90ZM92 108H94V107H92ZM118 108H119V109H118ZM124 108H125V107H124ZM169 108H170V107H169ZM202 108H203V107H202ZM215 108H217V107H215ZM225 108H226V107H225ZM253 108H254V107H253ZM259 108H258V109H259ZM50 109H51V108H50ZM70 109H72V108L70 107ZM84 109H85V108H83V111L86 110V109H85V110H84ZM96 109H97V111H98V108H97V107H96ZM125 109H126V108H125ZM128 109H131V108H128ZM128 109L126 110L127 112L129 111ZM137 109H139V108H137ZM193 109H194V108H193ZM200 109H201V108H200ZM233 109H234V107H233ZM0 110H1V109H0ZM5 110H6V109H5ZM5 110H4V111H5ZM21 110H22V109H21ZM26 110H27V109H26ZM37 110L39 111V109H37ZM37 110H36V111H37ZM40 110H41V109H40ZM45 110L48 112L49 109H48V110L45 109ZM56 110H57V109H56ZM101 110H102V109H101ZM101 110H100V111H101ZM106 110H107V109H106ZM110 110H112V109H110ZM117 110H116V111H117ZM120 110H121V109H120ZM123 110H124V109H123ZM123 110H122V111H123ZM132 110H133V108H132L130 111H132ZM135 110H136V109H135ZM191 110H192V108H191ZM227 110H228V109H227ZM263 110H264V109H263ZM1 111H2V110H1ZM22 111H23V110H22ZM24 111H25V109H24ZM28 111H30V110H28ZM28 111H27V112H28ZM36 111H35V112H36ZM43 111H44V110H43ZM50 111H51V110H50ZM53 111H54V110H53ZM61 111H62V110H61ZM63 111H64V110H63ZM89 111H91V110H89ZM92 111H93V110H92ZM142 111H143V110H142ZM207 111H208V110H207ZM213 111H214V110H213ZM259 111H260V110H259ZM259 111H258V112H259ZM5 112H6V111H5ZM7 112H8V110H7ZM31 112H32V114L30 113V115H31V117H32L35 113H34L33 111H31ZM47 112H45V113H47ZM57 112H58V111H57ZM73 112H75V111H73ZM87 112H88V111H87ZM104 112H105V111H104ZM111 112H112V111H111ZM118 112H119V111H118ZM120 112H121V111H120ZM136 112H137V111H136ZM163 112H164V111H163ZM182 112H183V111H182ZM182 112H181L180 114L184 115L185 113L183 114ZM191 112H192V111H191ZM232 112H233V111H232ZM234 112H235V111H234ZM3 113H4V112H3ZM8 113H9V112H8ZM23 113H25V112H23ZM23 113H22V114H23ZM33 113H34V114H33ZM51 113H53V112L51 111ZM60 113H61V112H60ZM63 113H64V112H63ZM66 113L68 114V112H66ZM71 113H72V112H69V114H71ZM88 113H89V112H88ZM91 113H92V112H91ZM98 113H100V112H98ZM98 113H97V114H98ZM130 113H131V112H130ZM132 113H134V112H132ZM132 113H131V114H132ZM216 113H217V112H215V114H216ZM228 113H230V112H228ZM238 113H239V112H238ZM249 113H250V112H249ZM47 114H48V113H47ZM47 114H46V115H47ZM57 114H58V113H57ZM57 114H56V115H57ZM61 114H62V113H61ZM69 114H68V115H69ZM79 114H81V113H79ZM100 114L102 115V112H101ZM100 114H99V115H100ZM106 114H107V112H106ZM110 114H111V113H110ZM115 114H116V113H115ZM123 114H124V112H123ZM136 114H138V113H136ZM162 114H163V113H162ZM192 114H193V112H192ZM194 114H196V113H194ZM210 114H212V112H211ZM210 114H209V115H210ZM263 114H264V113H263ZM0 115H1V114H0ZM23 115H24V114H23ZM28 115H29V114H28ZM39 115L41 116V114H39ZM50 115H52V114H50ZM62 115H66V114H62ZM71 115H72V114H71ZM73 115H74V114H73ZM75 115H76V114H75ZM77 115H78V114H77ZM85 115H86V114H85ZM101 115H100V118H101ZM189 115H190V114H189ZM231 115H232V114H231ZM234 115H235V114H234ZM236 115H238V114H236ZM236 115H235V117H236ZM243 115H244V113H243ZM246 115H247V114H246ZM253 115H254V114H253ZM24 116H25V115H24ZM44 116H45V115H44ZM53 116H55V115L53 114ZM58 116H59V115H58ZM69 116H70V115H69ZM87 116H88V115H87ZM87 116H86V117H87ZM108 116H109V115H108ZM116 116H117V114H116ZM116 116H115V117H116ZM121 116H122V115H121ZM194 116H195V115H194ZM207 116H208V115H207ZM215 116H216V115H215ZM217 116L220 117V115H217ZM256 116L258 117V115H256ZM25 117H26V116H25ZM27 117H28V116H27ZM41 117H42V116H41ZM51 117H52V116H51ZM55 117H57V116H55ZM63 117H64V116H63ZM63 117H62V118H63ZM89 117H90V116H89ZM89 117H88V119H89ZM92 117H93V116H92ZM96 117H97V115H96ZM110 117H111V116H110ZM110 117H109V119H112V118H110ZM118 117H119V116H118ZM118 117H117V118H118ZM146 117H147V116H146ZM210 117H211V116H210ZM212 117H213V116H212ZM219 117L216 118V119H219ZM239 117H240V116H239ZM248 117H249V116H248ZM250 117H251V116H250ZM254 117H255V116H254ZM254 117H253V118H254ZM2 118H3V117H2ZM4 118H5V117H4ZM19 118H20V117H19ZM21 118H22V120H23V117H21ZM32 118H34V117H32ZM35 118H36V117H35ZM35 118H34V119H35ZM37 118H38V117H37ZM37 118H36V119H37ZM46 118H48V117H46ZM52 118H53V117H52ZM62 118H61V119H62ZM67 118H68V116H67ZM73 118H74V117H72V118L69 117V119H71V120H72ZM80 118H81V117H80ZM80 118H79V120H78V119H77V120L80 121ZM90 118H91V117H90ZM182 118H183V117H182ZM202 118L204 119V117H202ZM202 118H201V119H202ZM251 118H252V117H251ZM10 119H11V118H10ZM24 119H25V118H24ZM44 119H45V118H44ZM49 119H50V118H49ZM86 119H87V118H86ZM95 119H96V118H95ZM95 119H94V120H95ZM97 119H98V118H97ZM106 119H107V118H106ZM109 119H108V121H109ZM115 119H116V118H115ZM123 119H124V118H123ZM123 119H122V120H123ZM139 119H140V118H139ZM186 119H187V117H186ZM201 119H200V120H201ZM211 119H212V118H211ZM211 119H210V120H211ZM214 119H215V118H214ZM7 120H8V119H7ZM22 120H21V121H22ZM38 120H40V119H38ZM41 120H42V119H41ZM57 120H58V119H57ZM57 120H56V121H57ZM67 120H68V119H67ZM67 120H66V121H67ZM71 120H70V121H71ZM81 120L84 121L83 118H82ZM90 120H91V119H90ZM103 120H105V119H102V121H103ZM196 120H198V119H196ZM212 120H213V119H212ZM236 120H238V119H236ZM253 120H254V119H253ZM49 121H50V120H49ZM59 121H60V119H59ZM78 121H77V122H78ZM102 121H101V122H102ZM105 121H106V120H105ZM105 121H104V124H106ZM131 121H132V120H131ZM181 121H182V119H181ZM184 121H185V120H184ZM244 121H245V120H244ZM22 122H23V121H22ZM24 122H25V121H24ZM27 122H28V121H27ZM29 122H30V121H29ZM43 122H44V121H43ZM50 122H51V121H50ZM60 122H61V121H60ZM60 122H59V123H60ZM67 122H68V121H67ZM71 122H72V121H71ZM73 122H74V121H73ZM73 122H72V123H73ZM87 122H88V120H87ZM89 122H90V121H89ZM92 122H93V121H92ZM98 122H99V121H98ZM98 122H96V123H98ZM185 122H186V121H185ZM195 122H196V121H195ZM213 122H214V124H215L216 121H213ZM220 122H221V121H220ZM248 122H249V120H248ZM5 123H6V122H5ZM31 123H32V122H30V124H31ZM34 123H35V122H34ZM62 123H63V122H62ZM65 123H66V122H65ZM78 123H81V122H78ZM82 123H83V122H82ZM84 123H85V122H84ZM96 123H95V124H96ZM131 123H132V122H131ZM218 123H219V122H218ZM223 123H224V122H223ZM240 123H241V122H240ZM244 123H246V122H244ZM3 124H4V123H3ZM9 124H10V123H9ZM12 124H14V122H13ZM15 124H16V123H15ZM20 124H22V123H19V126H20ZM25 124H26V123H25ZM32 124H33V123H32ZM32 124H31V125H32ZM55 124H56V122H55ZM74 124H76V123L74 122ZM86 124H87V123H86ZM86 124H85V125H86ZM88 124H90V123H88ZM98 124H99V123H98ZM104 124H103V125H104ZM133 124H134V123H132V125H133ZM147 124H148V123H147ZM182 124H183V123H182ZM186 124H187V123H186ZM210 124H211V123H210ZM225 124H227V123H225ZM260 124H261V123H260ZM43 125H44V123H43ZM76 125H77V124H76ZM80 125H81V124H80ZM83 125H84V124H83ZM85 125H84V126H85ZM99 125H100V124H99ZM99 125H98V126H99ZM108 125H109V124H108ZM116 125H117V124H116ZM180 125H181V124H180ZM217 125H219V124H217ZM221 125H222V124H221ZM223 125H224V124H223ZM0 126H1V125H0ZM6 126H7V124H6ZM13 126H14V125H13ZM15 126H16V125H15ZM26 126H27V125H26ZM29 126H30V125H29ZM33 126H34V124H33ZM44 126H45V125H44ZM81 126H82V125H81ZM88 126H89V125H88ZM93 126H96V125H93ZM106 126H107V125H106ZM117 126H118V125H117ZM171 126H172V125H171ZM196 126H198V125H196ZM211 126H212V124H211ZM219 126H220V125H219ZM2 127H3V126H2ZM8 127H9V126H8ZM8 127H7V129H9ZM20 127H21V126H20ZM71 127H72V126H71ZM73 127H74V126H73ZM76 127L79 128L78 126H76ZM85 127H86V126H85ZM91 127H92V126H91ZM102 127H104V126H102ZM134 127H135V125H134ZM182 127H183V126H182ZM214 127L216 128V125H215ZM220 127H222V126H220ZM224 127H226V126L224 125ZM256 127H257V125H256ZM17 128H18V127H17ZM25 128H27V127H25ZM37 128H38V127H37ZM39 128H40V127H39ZM65 128H66V127H65ZM83 128H84V127H83ZM92 128H93V127H92ZM96 128H97V127H96ZM98 128H99V127H98ZM168 128H169V127H168ZM226 128H227V127H226ZM3 129H4V128H3ZM40 129H41V128H40ZM40 129H39V130H40ZM60 129H61V128H60ZM63 129H64V127H63ZM72 129H74V128H72ZM86 129H88V128H86ZM89 129H91V128L89 127ZM106 129H107V128H106ZM151 129H152V128H151ZM212 129H213V127H212ZM212 129H209V130H211V132H213ZM220 129H221V128H220ZM228 129H229V128H228ZM9 130H10V129H9ZM16 130H17V129H16ZM23 130H24V129H23ZM30 130H31V129H30ZM34 130H35V128H34ZM34 130H33V131H34ZM57 130H59V128H58ZM66 130H68V129H66ZM78 130H79V129H78ZM80 130H82V129H80ZM80 130H79V131H80ZM83 130H84V129H83ZM100 130H101V129H100ZM103 130H104V129H103ZM118 130H119V129H118ZM124 130H125V129H124ZM126 130H127V129H126ZM148 130H149V129H148ZM152 130H153V129H152ZM162 130H163V129H162ZM213 130H215V129H213ZM218 130H219V129H218ZM0 131H1V130H0ZM27 131H28V129H27ZM60 131H61V130H60ZM69 131H70V130H69ZM72 131H73V130H72ZM74 131L76 132L77 130H74ZM85 131H86V130H85ZM87 131H88V130H87ZM95 131H96V130H95ZM95 131H93V132H95ZM116 131H117V129H116ZM200 131H201V130H200ZM239 131H240V129H239ZM245 131H246V130H245ZM245 131H244V132H245ZM3 132H4V131H3ZM16 132H17V131H16ZM16 132H15V133H16ZM21 132H22V130H21ZM24 132H25V131H24ZM28 132H30V131H28ZM31 132H32V131H31ZM48 132H49V131H48ZM75 132H74V133H75ZM96 132H97V131H96ZM151 132H153V131H151ZM151 132H150V133H151ZM155 132H156V131H155ZM181 132H182V131H181ZM209 132H210V131H209ZM244 132H243V133H244ZM250 132H251V131H250ZM1 133H2V132H1ZM10 133H11V132H10ZM15 133H14V135H15ZM22 133H23V132H22ZM26 133H27V132H26ZM34 133L37 134L36 131H35ZM49 133H50V132H49ZM64 133L67 134V133H69V132L66 133V131H65ZM72 133H73V132H72ZM80 133H81V132H80ZM82 133H83V132H82ZM86 133H88V132H86ZM99 133H100V132H99ZM106 133H107V132H106ZM110 133L113 134V132H110ZM110 133H109V134H110ZM114 133L117 134V132H114ZM124 133H125V132H124ZM127 133H128V132H127ZM138 133H139V132H138ZM138 133H135V134H138ZM186 133L188 134V132H186ZM204 133H206V132H204ZM19 134H20V133H19ZM32 134H33V133H32ZM35 134H34V136H35ZM51 134H52V133H51ZM54 134H55V133H54ZM69 134H70V133H69ZM75 134H76V133H75ZM75 134H74V135H75ZM83 134H84V133H83ZM94 134H95V133H94ZM102 134H103V133H102ZM208 134H209V133H208ZM210 134H211V133H210ZM212 134H213V133H212ZM214 134H215V133H214ZM214 134H213V135H214ZM220 134H221V133H220ZM220 134H219V135H220ZM228 134H229V133H227V136H228ZM257 134H258V133H257ZM257 134H256V135H257ZM259 134H260V132H259ZM2 135H4V134H2ZM2 135H1V136H2ZM7 135H8V133H7ZM14 135H13V137H14ZM27 135H28V133H27ZM37 135H38V134H37ZM46 135H47V134H46ZM56 135H57V134H56ZM63 135H64V134H63ZM91 135H92V134H91ZM91 135H90V136H91ZM185 135H186V134H185ZM206 135H207V134H206ZM216 135H217V134H216ZM244 135L247 136V134H244ZM252 135H253V134H252ZM5 136H6V135H5ZM15 136H16V135H15ZM31 136H32V135H31ZM64 136H65V135H64ZM72 136H73V134H72ZM78 136H80V135H78ZM81 136H82V134H81ZM86 136H87V135H86ZM103 136H104V135H103ZM109 136H110V139H111V136H112V135H109ZM117 136H118V135H117ZM117 136H116V137H117ZM126 136H127V135H126ZM156 136H157V135H156ZM171 136H172V135H171ZM225 136H226V135H225ZM225 136H223V138H224ZM259 136H260V135H259ZM2 137H3V136H2ZM10 137H11V136H10ZM50 137H51V136H50ZM56 137H57V136H56ZM73 137H74V136H73ZM91 137H93V136H91ZM101 137H102V136H101ZM120 137H121V136H120ZM122 137H124V136H122ZM172 137H173V136H172ZM204 137H205V136H204ZM239 137H240V136H239ZM11 138H12V137H11ZM20 138H21V137H19V139H20ZM26 138H27V137H26ZM26 138H25V139H26ZM36 138H38V137H36ZM67 138H69V137H67ZM71 138H72V137H71ZM71 138H70V140H72ZM108 138H109V137H108ZM117 138H118V137H117ZM182 138H184V137H182ZM226 138H227V137H226ZM246 138H247V137H246ZM6 139H7V138H6ZM14 139H15V138H14ZM78 139H79V138H78ZM84 139L86 140V138H84ZM97 139H99V138H97ZM97 139H96L95 141H97ZM104 139H105V136H104ZM106 139H107V137H106ZM106 139H105V140H106ZM113 139H114V138H113ZM113 139H112V140H113ZM168 139H169V138H168ZM195 139H196V138H195ZM263 139H264V138H263ZM2 140H3V139H2ZM15 140H17V139H15ZM35 140H36V139H35ZM41 140H42V138H41ZM57 140H58V139H57ZM64 140H65V139H64ZM66 140H67V139H66ZM88 140H90V139H88ZM102 140H103V139H102ZM102 140H101V141H102ZM112 140H110L109 142H111ZM122 140H123V139H122ZM124 140H125V139H124ZM158 140H159V139H158ZM217 140H218V138H217ZM220 140H221V139H220ZM224 140H225V139H224ZM256 140H258V138H256ZM10 141H11V140H10ZM13 141H14V140H12V142H13ZM23 141H24V140H23ZM23 141H22V142H23ZM42 141H43V140H42ZM42 141H41V142H42ZM91 141H92V140H91ZM103 141H104V140H103ZM103 141H102V142H103ZM113 141H114V140H113ZM113 141H112V143H113ZM118 141H120V140H118ZM131 141H133V140H131ZM16 142H17V141H16ZM19 142H20V141H19ZM28 142L30 143L31 141H28ZM34 142H35V141H34ZM37 142H38V141H37ZM77 142H78V140H77ZM80 142H81V141H80ZM102 142H100V144H101ZM106 142H107V141H106ZM120 142H121V141H120ZM221 142H224V141H221ZM234 142H235V141H234ZM14 143H15V141H14ZM20 143H21V142H20ZM48 143H49V142H48ZM50 143H51V142H50ZM55 143H56V142H54V144H55ZM74 143H75V140H74ZM78 143H79V142H78ZM86 143H87V142H86ZM91 143H92V142H91ZM112 143H110V145H111ZM134 143H135V142H134ZM8 144H9V143H8ZM11 144H13V143H11ZM18 144H19V143H18ZM23 144H24V143H23ZM30 144H31V143H30ZM37 144L39 145V143H37ZM82 144H83V142H82ZM103 144H104V143H103ZM148 144H149V143H148ZM217 144H219V143H217ZM230 144H231V143H230ZM1 145H2V144H0V146H1ZM19 145H20V144H19ZM25 145H27L26 142H25ZM25 145H24V146H25ZM31 145H32L31 148H34V147H33V143H32ZM73 145H74V144H73ZM80 145H81V144H80ZM92 145H93V144H92ZM114 145H115V143H114ZM165 145H166V144H165ZM220 145H221V144H220ZM2 146H4V145H2ZM7 146H8V148H9V145H7ZM17 146H18V145H17ZM24 146H23V147H24ZM39 146H40V145H39ZM46 146H47V145H46ZM50 146H51V145H50ZM65 146H67V145H65ZM68 146H69V147H72V146H70V145H68ZM77 146H78V145H77ZM83 146H85V144H84ZM168 146H169V145H168ZM217 146H218V145H217ZM23 147H21V148L24 149ZM27 147H28V146H27ZM29 147H30V146H29ZM29 147H28V148H29ZM42 147H43V146H42ZM81 147H82V146H81ZM97 147H99V146H97ZM104 147H105V146H104ZM123 147H124V146H123ZM123 147H122V148H123ZM126 147H127V146H126ZM128 147H129V146H128ZM134 147H135V146H133L132 148H134ZM147 147H148V146H147ZM170 147H172V146H170ZM220 147H221V146H220ZM40 148H41V147H40ZM48 148H49V147H48ZM66 148H67V147H66ZM72 148H73V147H72ZM78 148H79V146H78ZM86 148H87V147H86ZM156 148H158V146H157ZM236 148H237V147H236ZM236 148H235V149H236ZM238 148H239V147H238ZM1 149H2V148H1ZM4 149H5V148H4ZM15 149H16V148H14V151H15ZM17 149H18V148H17ZM26 149H27V148H26ZM36 149L39 150L38 147H37ZM43 149H44V148H43ZM55 149H56V148H55ZM74 149H75V148H74ZM102 149H103V148H102ZM107 149H108V148H107ZM125 149H127V148H125ZM135 149H136V147H135ZM135 149H134V150H135ZM149 149H150V148H149ZM154 149H155V148H154ZM154 149H153V150H154ZM170 149H171V148H170ZM192 149H193V148H192ZM227 149H228V148H227ZM5 150H6V149H5ZM9 150H11V149L9 148ZM30 150H31V149H30ZM40 150H42V149H40ZM58 150L60 151V149H58ZM63 150H64V149H63ZM67 150H68V149H67ZM81 150H83V149L81 148L80 151H81ZM98 150H99V149H98ZM137 150H138V149H137ZM153 150H152V151H153ZM159 150H160V149H159ZM217 150H218V149H217ZM222 150H223V149H222ZM33 151H35V150L33 149ZM76 151H77V150H76ZM83 151L86 152L85 150H83ZM124 151H125V150H124ZM124 151H123V152H124ZM138 151H139V150H138ZM149 151H150V150H149ZM156 151H157V150H156ZM171 151H172V150H171ZM195 151H196V150H195ZM195 151H193V152H195ZM215 151H216V150H215ZM226 151H227V150H226ZM18 152H19V151H18ZM23 152H25V151H23ZM31 152H32V151H31ZM41 152H42V151H41ZM41 152H40V153H41ZM54 152H55V151H54ZM56 152H57V151H56ZM91 152H93V151H91ZM125 152H126V151H125ZM131 152H134V151H131ZM135 152H136V151H135ZM147 152H148V151H147ZM150 152H151V151H150ZM160 152H161V151H160ZM217 152H218V151H217ZM14 153L16 154V152H14ZM32 153H33V152H32ZM42 153H43V152H42ZM63 153H64V152H63ZM65 153H66V152H65ZM70 153H71V152H69V154H70ZM137 153H138V152H137ZM236 153H237V152H236ZM19 154H20V152H19ZM33 154H34V153H33ZM54 154H55V153H54ZM59 154H60V153H59ZM80 154H81V153H80ZM83 154H84V153H83ZM91 154H92V153H91ZM96 154H98V153H96ZM103 154H104V152H103ZM105 154H107V153H105ZM119 154H120V153H119ZM145 154H147V153H145ZM192 154H193V153H192ZM192 154L190 153V155H192ZM0 155H1V154H0ZM5 155H6V154H5ZM28 155H29V153H28ZM28 155H27V157H28ZM47 155H48V154H47ZM60 155H61V154H60ZM67 155H68V154H67ZM87 155H88V153H87ZM99 155H100V154H99ZM109 155H110V154H109ZM113 155H114V154H113ZM128 155L130 156V154H128ZM133 155H135V154H133ZM137 155H138V154H137ZM143 155H144V154H143ZM148 155H149V154H148ZM233 155L235 156L236 154H233ZM233 155H232V156H233ZM8 156H9V155H8ZM15 156H16V155H15ZM15 156H14V157L12 156V157L15 158ZM21 156H23V153H22ZM24 156H25V155H24ZM40 156H41V155H40ZM44 156H45V155H44ZM44 156H43V157H44ZM64 156H65V155H64ZM78 156H79V155H78ZM94 156H95V154H94ZM103 156H105V155H103ZM116 156H117V155H116ZM126 156H127V155H126ZM138 156H139V155H138ZM138 156H137V157H138ZM158 156H159V155H158ZM161 156H162V155H161ZM200 156H201V155H200ZM220 156H221V155H220ZM230 156H231V155H230ZM232 156H231V157H232ZM27 157H26V159H27ZM29 157H30V156H29ZM38 157H39V156H38ZM47 157H48V156H47ZM59 157H60V159H61L62 156H59ZM59 157H58V158H59ZM71 157H72V156H71ZM76 157H77V156H76ZM84 157H85V154H84ZM101 157H102V156H101ZM111 157H112V156H111ZM113 157H114V156H113ZM137 157H136V159H137ZM8 158H9V157H8ZM19 158H20V157H19ZM56 158H57V157H56ZM63 158H64V157H63ZM65 158H66V156H65ZM81 158H82V157H81ZM89 158H90V157H89ZM102 158H103V157H102ZM108 158H110V156H109ZM118 158H119V157H118ZM128 158H129V157H128ZM151 158H152V157H151ZM224 158H225V157H224ZM9 159H10V158H9ZM11 159H12V158H11ZM15 159H16V158H15ZM15 159H14V160H15ZM17 159H18V158H17ZM73 159H74V158H73ZM82 159H83V158H82ZM100 159H101V158H100ZM105 159H106V157H105ZM120 159H121V158H120ZM139 159H140V157H139ZM164 159H165V158H164ZM191 159H192V158H191ZM234 159H235V158H234ZM33 160H36V159H33ZM64 160H65V159H64ZM66 160H67V159H66ZM69 160H70V159H69ZM74 160H75V159H74ZM78 160H79V159H78ZM80 160H81V159H80ZM80 160H79L78 162L81 163L82 161H80ZM87 160H88V159H87ZM92 160H94V158H93ZM96 160H97V159H96ZM107 160H108V159H107ZM116 160H117V158H116ZM127 160H129V159H126V162H127ZM152 160H154V159H152ZM160 160H161V159H160ZM230 160H231V158H230ZM1 161H2V160H1ZM1 161H0V162H1ZM19 161H20V159H19ZM22 161H24V160L22 159ZM27 161H28V160H27ZM27 161H26V162H27ZM38 161L40 162V160H38ZM59 161H60V160H59ZM83 161H84V160H83ZM89 161H90V160H89ZM94 161H95V160H94ZM97 161H99V158H98ZM105 161H106V160H105ZM105 161H104V164H105ZM114 161H115V160H114ZM119 161H120V160H119ZM123 161H124V160H123ZM136 161H137V160H136ZM234 161H235V160H234ZM249 161H250V160H249ZM249 161H248V162H249ZM15 162H16V161H15ZM26 162H24V163H26ZM28 162H29V161H28ZM48 162H49V161H48ZM50 162H51V161H50ZM54 162H55V161H53V163H54ZM63 162H64V161H63ZM65 162H66V161H65ZM70 162H71V161H70ZM70 162H69V163H70ZM74 162H76V161H74ZM74 162H73V163H74ZM87 162H88V161H87ZM91 162H93V161H91ZM109 162H110V161H109ZM132 162H133V161H132ZM139 162H140V161H139ZM143 162H144V161H143ZM166 162H167V161H166ZM255 162H256V161H255ZM4 163H5V162H4ZM9 163H10V162H8V164H9ZM11 163H13V162H11ZM40 163H41V162H40ZM73 163H71V164H73ZM76 163H77V162H76ZM97 163H98V162H97ZM102 163H103V162H102ZM118 163H119V162H118ZM120 163H121V162H120ZM136 163H137V162H136ZM167 163H168V162H167ZM185 163H186V162H185ZM227 163H228V162H227ZM229 163H230V162H229ZM27 164H28V163H27ZM51 164H52V163H51ZM64 164H65V163H64ZM64 164H61V165H64ZM91 164H92V163H91ZM98 164H99V163H98ZM98 164H97V165H98ZM100 164H101V163H100ZM139 164H142V163H139ZM238 164H239V163H238ZM250 164H251V162H250ZM253 164H254V163H253ZM28 165H29V164H28ZM43 165H44V164H43ZM54 165H55V164H54ZM54 165H53V166H54ZM65 165H66V164H65ZM68 165H69V164H68ZM80 165H81V164H80ZM92 165H93V164H92ZM95 165H96V163H95ZM95 165H94V166H95ZM115 165H116V164H115ZM129 165H130V164H128V166H129ZM204 165H205V164H204ZM230 165H231V164H230ZM234 165L238 166L237 164H234ZM4 166H5V165H4ZM31 166H32V165H31ZM39 166H40V165H39ZM77 166H78V165H77ZM87 166H88V165H87ZM101 166H102V165H101ZM103 166H104V165H103ZM112 166H113V164H112ZM125 166H126V165H125ZM138 166H139V165H138ZM144 166H145V165H144ZM14 167H15V166H14ZM26 167H27V166H26ZM49 167H50V164H49ZM61 167H62V166H61ZM61 167H60V168H61ZM72 167H75L74 164H73V166H70V170L73 169ZM96 167H97V166H96ZM99 167H100V165H99ZM99 167H98V168H99ZM116 167H118V166H116ZM123 167H124V166H123ZM260 167H261V166H260ZM31 168H32V167H31ZM40 168H41V166H40ZM40 168H39V169H40ZM60 168H59V169H60ZM63 168H66V167H63ZM63 168H62V169H63ZM77 168H78V167H77ZM112 168H113V167H112ZM114 168H115V166H114ZM133 168H134V167L132 166V169H133ZM180 168H181V167H180ZM0 169H1V168H0ZM5 169H6V168H5ZM28 169H29V168H28ZM32 169H33V168H32ZM43 169H44V168H43ZM54 169H55V168H54ZM56 169L58 170V168H56ZM56 169H55V170H56ZM67 169H68V168H67ZM74 169H75V168H74ZM84 169H85V168H84ZM87 169H89V168H87ZM90 169H91V168H90ZM110 169H111V168H110ZM110 169H109V170H110ZM135 169H136V168H135ZM161 169H162V167H161ZM36 170H37V169H36ZM41 170H42V169H41ZM48 170H49V169H48ZM48 170H47V171H48ZM52 170H53V169H52ZM70 170H69V171H70ZM94 170H95V169H94ZM94 170H93V171H94ZM0 171H1V170H0ZM4 171H5V170H4ZM37 171H38V170H37ZM47 171H46V172H47ZM49 171L51 172V170H49ZM60 171H62V170H59V172H60ZM64 171H65V170H64ZM75 171H76V170H75ZM85 171H86V170H85ZM99 171L101 172V170H99ZM107 171H108V170H107ZM113 171H115V170H113ZM135 171H136V170H135ZM137 171H140V170H137ZM193 171H194V170H193ZM35 172H36V171H35ZM39 172H41V171H39ZM39 172H38V173H39ZM53 172H54V171H53ZM57 172H58V171H56V173H57ZM81 172H82V171H81ZM81 172H80V173H81ZM83 172H84V171H83ZM100 172H96V173H100ZM103 172H104V171H103ZM128 172H129V171H128ZM131 172H132V171H131ZM131 172H129V173H131ZM140 172H141V171H140ZM152 172H153V170H152ZM154 172H156V175H157V174H160V173H157V171H155V170H154ZM236 172H237V171H236ZM2 173H3V172H2ZM42 173H43V172H42ZM72 173H73V172H72ZM74 173H75V172H74ZM76 173H78V171H76ZM76 173H75V174H76ZM85 173H86V172H85ZM85 173H84V174H85ZM93 173H94V172H93ZM107 173H108V172H107ZM107 173H106V174H107ZM112 173H113V172H112ZM112 173H111V174H112ZM133 173H134V172H133ZM225 173H226V172H225ZM28 174H29V173H28ZM32 174H33V173H32ZM44 174H45V173H44ZM46 174H47V173H46ZM46 174H45V175H46ZM49 174H50V173H49ZM51 174H52V172H51ZM82 174H83V173H82ZM84 174H83V175H84ZM87 174H88V172H87ZM114 174H115V173H114ZM139 174H140V173H139ZM139 174H138V175H139ZM150 174H151V173H150ZM198 174H199V173H198ZM233 174H234V173H233ZM68 175H69V174H68ZM76 175H77V174H76ZM80 175H81V174H80ZM96 175H98V174H96ZM102 175H103V174H102ZM102 175H101V176H102ZM134 175H135V173L133 174V176H134ZM177 175H178V174H177ZM255 175H256V174H255ZM255 175H254V177H255ZM5 176H6V175H5ZM42 176H44V175H42ZM42 176H41V177H42ZM47 176H49V175H47ZM50 176H52V175H50ZM50 176H49V177H50ZM64 176H66V175H64ZM77 176H78V175H77ZM91 176H92V175H91ZM123 176H124V175H123ZM141 176H142V175H141ZM148 176H149V175H148ZM222 176H223V175H222ZM45 177H46V176H45ZM45 177H44V178H45ZM57 177H58V176H57ZM70 177H71V176H70ZM70 177H69V178H70ZM81 177H82V176H81ZM83 177H84V176H83ZM106 177H107V176H106ZM112 177H113V175H112ZM118 177H120V176H118ZM124 177H125V176H124ZM127 177H129V179H131V178H130L131 176H128V175H127L126 178H127ZM150 177H151V176H150ZM150 177H149V178H150ZM157 177H158V176H157ZM175 177H176V176H175ZM175 177H174V178H175ZM254 177H253V178H254ZM44 178H43V179H44ZM46 178H47V177H46ZM46 178H45V179H46ZM69 178H67V180H69ZM73 178L76 179L75 176H74ZM78 178H79V177H78ZM78 178H77V179H78ZM108 178H109V177H108ZM110 178H111V177H110ZM158 178H159V177H158ZM164 178H165V177H164ZM231 178H232V177H231ZM256 178H257V177H256ZM85 179H86V176H85ZM87 179H88V178H87ZM93 179H94V178H93ZM95 179L97 180L96 177H95ZM112 179H113V178H112ZM120 179H121V178H120ZM127 179H128V178H127ZM127 179H126V180H127ZM135 179H137V177H136ZM193 179H194V177H193ZM67 180H66V182H68ZM73 180H74V179H73ZM79 180H80V179H79ZM88 180H89V179H88ZM91 180H92V179H91ZM96 180H95V183H96ZM103 180H104V179H103ZM117 180H118V179H117ZM117 180H116V181H117ZM121 180H123V179H121ZM124 180H125V179H124ZM124 180H123V181H124ZM138 180H139V178H138ZM190 180H191V178H190ZM42 181H43V180H42ZM70 181H71V180H70ZM74 181H75V180H74ZM77 181H78V180H77ZM83 181H84V180H83ZM89 181H90V180H89ZM92 181L94 182V180H92ZM110 181H111V180H110ZM113 181H114V180H113ZM116 181H115V182H116ZM123 181H122V183H123ZM145 181H148V180H144V182H145ZM175 181H176V180H175ZM175 181H174V182H175ZM193 181H194V180H193ZM207 181H208V180H207ZM222 181H223V180H222ZM86 182H87V181H86ZM104 182H105V181H104ZM106 182H107V181H106ZM118 182H119V181H118ZM120 182H121V181H120ZM136 182H138V181H136ZM139 182H140V181H139ZM139 182H138V183H139ZM163 182H164V181H163ZM191 182H192V180H191ZM30 183H31V182H30ZM30 183H29V184H30ZM45 183H46V182H44V185H45ZM71 183H72V182H71ZM73 183H74V182H73ZM73 183H72V184H73ZM78 183H79V182H78ZM78 183H77V184H78ZM80 183L82 184V182H80ZM80 183H79V185H80ZM101 183H103V182H100V184H101ZM124 183H125V181H124ZM130 183H132V182H130ZM130 183H129V184H130ZM220 183H221V182H220ZM3 184L5 185V183H3ZM17 184H18V183H17ZM53 184H54V181H53ZM63 184L65 185V183H63ZM69 184H70V183H69ZM74 184H75V183H74ZM74 184H73V185H74ZM112 184H113V183H112ZM112 184H111V185H112ZM118 184H119V183H118ZM120 184H121V183H120ZM135 184H136V183H134V186H135ZM140 184H141V183H140ZM259 184H260V183H259ZM22 185H23V184H22ZM33 185H34V183H33ZM70 185H71V184H70ZM79 185H78V186H79ZM93 185H94V184H93ZM93 185H92V186H93ZM96 185H97V184H96ZM104 185H105V184H104ZM106 185H107V184H106ZM125 185H126V184H125ZM125 185H122V186H123L122 188H124ZM131 185H132V184H131ZM159 185H160V184H159ZM241 185H242V184H241ZM47 186H49V185H47ZM55 186H56V185H55ZM71 186H72V185H71ZM74 186H75V185H74ZM74 186H73V187H74ZM86 186H87V185H86ZM90 186H91V185H90ZM97 186H98V185H97ZM97 186H96V187H97ZM112 186H113V185H112ZM127 186H128V185H127ZM231 186H233V185H231ZM244 186H245V185H244ZM25 187H26V186H25ZM33 187H34V186H33ZM73 187H72V190H73ZM100 187H103V186L101 185ZM125 187H126V186H125ZM245 187H246V186H245ZM12 188H13V187H12ZM37 188H38V187H37ZM66 188H67V187H66ZM74 188H75V187H74ZM82 188H83V186H82ZM92 188H94V187H92ZM116 188H117V187H116ZM131 188L133 189V188H135V187H131ZM181 188H182V187H181ZM203 188H204V187H203ZM203 188H202V189H203ZM213 188H214V187H213ZM222 188H223V187H222ZM24 189H25V188H24ZM32 189H33V188H32ZM39 189H40V188H39ZM80 189H81V188H80ZM84 189H86V188H84ZM88 189L91 190V188H88ZM98 189H99V188H98ZM106 189H107V188H106ZM136 189H137V188H136ZM151 189H152V188H151ZM183 189H184V188H183ZM207 189H208V188H207ZM18 190H19V189H18ZM36 190H37V189H36ZM70 190H71V189H70ZM74 190H75V189H74ZM74 190H73V191H74ZM86 190H87V189H86ZM92 190H93V189H92ZM94 190H96V189H94ZM99 190H100V189H99ZM117 190H118V188L116 189V191H117ZM121 190H122V189H121ZM124 190H125V188H124ZM128 190H130V188H128ZM133 190H135V189H133ZM185 190H186V189H185ZM185 190H184L183 192H185ZM250 190H251V189H250ZM26 191H28V190L26 189ZM30 191H31V190H30ZM32 191H34V190H32ZM75 191H76V190H75ZM106 191H107V190H106ZM106 191L104 190V194H107ZM111 191H112V190H111ZM116 191H115V193H116ZM125 191H126V190H125ZM137 191H138V190H137ZM137 191H136V192H137ZM162 191H163V190H162ZM189 191H190V190H189ZM222 191H223V190H222ZM40 192L42 193V191H40ZM90 192H91V191H90ZM90 192H89V193H90ZM95 192H97V191H95ZM105 192H106V193H105ZM108 192H109V190H108ZM160 192H161V191H160ZM160 192H159V193H160ZM168 192H171V191H168ZM193 192H194V191H193ZM206 192H208V190H207ZM220 192H221V191H220ZM249 192H250V191H249ZM252 192H253V191H251V193H252ZM29 193H30V192H29ZM36 193H37V192H36ZM49 193H50V192H49ZM112 193H113V191H112ZM121 193L125 195L124 192H121ZM132 193H134V192H132ZM157 193H158V192H157ZM204 193H205V192H204ZM244 193H245V192H244ZM255 193H256V191H255ZM255 193H254V194H255ZM44 194H45V192H44ZM94 194H95V193H94ZM94 194H93V195H94ZM101 194H103V193H101ZM134 194H135V197H137V196H136V193H134ZM190 194H191V193H190ZM252 194H253V193H252ZM257 194H258V193H257ZM35 195H36V194H35ZM75 195H76V192H75ZM81 195H82V194H81ZM83 195H84V194H83ZM86 195H87V194H86ZM86 195H85V196H86ZM93 195L89 194L90 197L93 196ZM112 195H113V194H112ZM112 195H111V197H112ZM115 195H116V194H115ZM128 195H129V194H128ZM159 195H160V194H159ZM183 195H184V194H183ZM196 195H198V194H196ZM258 195H260V194H258ZM258 195H257V196H258ZM262 195H264V194H262ZM0 196L5 197V193L2 192V191H0ZM50 196H51V195H50ZM85 196H84V198H86ZM96 196H97V195H96ZM98 196H99V195H98ZM98 196H97V197H98ZM105 196H106V195H105ZM126 196H127V195H126ZM179 196H180V195H179ZM188 196H189V195H188ZM199 196H200V193H199ZM252 196H253V195H252ZM74 197H76V196H74ZM93 197H95V196H93ZM93 197H92V198H93ZM116 197H117V196H116ZM118 197H119V196H118ZM128 197H129V196H128ZM263 197H264V196H263ZM0 198H1V197H0ZM87 198H88V197H87ZM99 198H101V197H99ZM99 198H98V199H99ZM121 198H122V197H121ZM137 198H138V197H137ZM211 198H212V197H211ZM238 198H239V197H238ZM247 198H248V196H247ZM254 198H255V195H254ZM254 198H253V199H254ZM257 198H258V197H257ZM259 198H260V196H259ZM51 199H52V198H51ZM72 199H73V198H72ZM119 199H120V198H119ZM131 199H132V197L130 198V201H133V200H134V199H133V200H131ZM177 199H178V198H177ZM180 199H181V198H180ZM253 199H252V200H253ZM262 199H263V198H262ZM88 200H89V198H88ZM93 200H94V198H93ZM102 200H103V199H102ZM104 200H105V199H104ZM104 200H103V201H104ZM113 200H114V198H113ZM164 200H165V199H164ZM260 200H261V199H260ZM26 201H27V200H26ZM77 201H79V200H77ZM85 201H86V200H85ZM96 201H97V200H96ZM96 201H95V202H96ZM98 201H99V200H98ZM107 201H109V200H107ZM122 201H123V200H122ZM130 201H129V202H130ZM185 201H186V200H185ZM187 201H188V200H187ZM254 201H255V200H254ZM254 201H253V203H254ZM80 202H81V201H80ZM83 202H84V201H83ZM86 202H87V201H86ZM86 202H85V204L88 203V202H87V203H86ZM114 202H115V201H114ZM116 202H118V201H116ZM116 202H115V204H117ZM119 202H120V200H119ZM133 202H134V201H133ZM135 202H137V201L135 200ZM188 202H189V201H188ZM188 202H187V203H188ZM196 202H198V201H196ZM228 202H229V201H228ZM261 202H262V201H261ZM35 203H37V202H35ZM71 203H72V202H71ZM73 203H74L75 205H77L74 201H73ZM90 203H91V200H90ZM97 203H98V202H97ZM109 203H110V202H109ZM112 203H113V202H112ZM122 203H123V202H122ZM122 203H121V204H122ZM210 203H211V202H210ZM210 203H209V204H210ZM255 203H256V201H255ZM38 204H39V203H38ZM74 204H73V205H74ZM100 204H101V203H100ZM100 204H99V205H100ZM102 204H106V203L103 202ZM121 204L119 203L118 205H121ZM126 204H127V203H126ZM156 204H157V203H156ZM175 204H177V203H175ZM185 204H186V203H185ZM260 204H261V203H260ZM75 205H74V206H75ZM80 205H81V204H80ZM82 205L84 206V204H82ZM95 205H96V204H95ZM97 205H98V204H97ZM135 205H136V204H135ZM143 205H144V204H143ZM143 205H142V206H143ZM188 205H189V203H188ZM71 206H72V205H71ZM86 206H87V205H86ZM86 206H85V207H86ZM90 206H91V205H90ZM106 206H107V204H106ZM111 206H112V205H111ZM113 206H114V204H113ZM133 206H134V205H133ZM133 206H132V208H133ZM167 206H168V204H167ZM172 206L175 207V205H172ZM196 206H199V205H196ZM251 206H252V205H251ZM253 206H254V205H253ZM255 206H256V205H255ZM75 207H78V206H75ZM80 207H82V206H80ZM80 207H78V208H80ZM98 207H99V206H98ZM98 207H97V208H98ZM134 207H136V206H134ZM140 207H141V206H140ZM140 207H139V208H140ZM146 207H147V206H146ZM177 207H178V206H177ZM246 207H247V206H246ZM71 208H72V207H71ZM93 208H94V207H93ZM99 208H100V207H99ZM101 208H102V207H101ZM105 208H107V207H105ZM115 208H116V207H115ZM120 208H121V207H120ZM120 208H119V209L117 208V209L120 210ZM132 208H131V209H132ZM136 208H137V207H136ZM147 208H148V207H147ZM179 208H180V207H179ZM179 208H178V209H179ZM198 208H199V207H198ZM206 208H207V207H206ZM210 208H211V207H210ZM254 208H255V207H254ZM76 209H77V208H76ZM84 209H85V208H84ZM90 209H92V208H90ZM112 209H114V208H112ZM112 209H111V210H112ZM129 209H130V208H129ZM151 209H152V208H151ZM172 209H173V207H172ZM195 209H196V207H195ZM257 209H259V208L257 207ZM260 209H261V208H260ZM71 210H72V209H71ZM94 210H95V209H94ZM107 210H108V209H107ZM107 210H106V211H107ZM123 210H124V209H123ZM146 210H147V209H146ZM149 210H150V209H149ZM164 210H165V209H164ZM176 210H177V209H176ZM248 210H249V209H248ZM77 211H78V210H77ZM80 211H81V210H80ZM87 211H88V210H87ZM97 211H98V210H97ZM97 211H96V212H97ZM102 211H103V210H102ZM120 211H121V210H120ZM135 211H138V208H137V210H135ZM156 211H157V210H156ZM165 211H166V210H165ZM194 211H195V210H194ZM42 212H43V211H42ZM48 212H51V211H48ZM75 212H76V211H75ZM90 212H92V210H91ZM94 212H95V211H94ZM94 212H93V214H95ZM99 212H100V209H99ZM99 212H98V214H100ZM103 212H105V211H103ZM110 212H111V211H110ZM116 212H118V211H116ZM123 212H124V211H123ZM128 212H129V211H128ZM183 212H184V211H183ZM183 212H182V214H183ZM196 212H198V211H196ZM203 212H204V211H203ZM254 212H255V211H254ZM261 212H262V211H261ZM60 213H61V212H60ZM78 213H79V211H78ZM112 213H113V212H112ZM114 213H115V212H114ZM121 213H122V212H121ZM135 213H136V212H135ZM151 213H153V212H151ZM184 213H186V212H184ZM73 214H75V213H73ZM76 214H77V213H76ZM76 214H75V215H76ZM83 214L86 215L87 213L85 212V213H82V215H83ZM91 214H92V213H91ZM102 214H103V213H102ZM110 214H111V213H110ZM116 214H117V213H116ZM116 214H115V216H116ZM128 214H129V213H128ZM130 214H131V213H130ZM173 214H174V213H173ZM191 214H192V213H191ZM68 215H69V213H68ZM75 215H73V216H75ZM106 215H107V214H106ZM120 215H121V214H120ZM120 215H118V217H119ZM135 215H136V214H135ZM205 215H206V214H205ZM99 216H100V215H99ZM102 216H103V215H102ZM125 216H126V215H125ZM129 216H130V215H129ZM137 216H138V214H137ZM163 216H164V215H163ZM262 216H263V215H262ZM105 217H106V216H104V218H105ZM109 217H110V216H109ZM118 217H117V218H118ZM167 217H168V216H167ZM172 217H173V216H172ZM186 217H187V216H186ZM189 217H192V216L190 215ZM72 218H73V220L76 221V219H74V217H72ZM92 218H93V216H92ZM92 218H91V219H92ZM110 218H112V216H111ZM127 218H128V217H127ZM127 218H125V219L127 220ZM130 218H131V217H130ZM134 218H136V217H134ZM134 218H133V219H134ZM140 218H141V216H140ZM174 218H175V217H174ZM251 218H252V217H251ZM251 218H250V219H251ZM83 219H85V218H83ZM99 219H100V217H99ZM105 219H106V218H105ZM105 219H104V220H105ZM138 219H139V218H138ZM166 219H167V218H166ZM227 219H228V218H227ZM41 220H42V218H41ZM47 220H48V219H47ZM87 220H89V219H87ZM93 220H94V219H93ZM109 220H110V219H109ZM116 220H117V219H116ZM116 220H115V221H116ZM126 220H125V221H126ZM149 220H150V219H149ZM164 220H165V219H164ZM188 220H190V219H188ZM259 220H260V219H259ZM75 221H74V222H75ZM85 221H86V220H85ZM100 221H101V220H100ZM125 221H124V222H125ZM129 221H130V220H129ZM131 221H132V218H131ZM136 221H137V219H136ZM136 221H135V224H136ZM138 221H139V220H138ZM190 221H191V220H190ZM69 222H70V221H69ZM94 222H95V221H94ZM101 222L103 223V220H102ZM146 222H147V221H146ZM165 222H166V220H165ZM168 222H169V221H168ZM170 222H171V221H170ZM225 222H226V221H225ZM251 222H252V221H251ZM253 222H255V221H253ZM31 223H33V222H31ZM51 223H52V222H51ZM51 223H50V224H51ZM75 223H76V222H75ZM86 223H87V222H86ZM99 223H100V222H99ZM102 223H100V224H101V225H104V224H102ZM114 223H115V222H113V224H114ZM119 223H120V222H119ZM121 223H122V222H121ZM121 223H120V225H121ZM126 223H127V222H126ZM138 223H139V222H138ZM142 223H144V221H142ZM166 223H167V222H166ZM48 224H49V223H48ZM84 224H85V223H84ZM88 224H89V222L87 223V226H88ZM92 224H93V223H92ZM96 224H97V223H96ZM111 224H112V223H111ZM124 224H125V223H124ZM124 224H123V225H124ZM129 224H130V223H129ZM132 224H133V223H132ZM132 224H131V225H132ZM224 224H225V223H224ZM245 224H246V222H245ZM245 224H244V225H245ZM72 225H73V224H72ZM120 225H119V226H120ZM127 225H128V224H127ZM167 225H168V223H167ZM189 225H190V224H189ZM203 225H204V224H203ZM67 226H68V225H67ZM93 226H94V225H93ZM105 226H106V225H105ZM111 226H112V225H111ZM111 226H110V228H111ZM119 226H118V227H119ZM164 226H165V225H164ZM183 226H184V225H183ZM245 226H246V225H245ZM250 226H251V225H250ZM253 226H254V225H253ZM253 226H251V227H249V228H252ZM55 227H56V225H55ZM97 227H98V225H97ZM120 227H122V226H120ZM132 227H133V226H132ZM135 227L137 228V226H135ZM138 227H139V226H138ZM168 227H170V226L168 225ZM195 227H196V226H195ZM223 227H224V226H223ZM262 227H263V226H262ZM59 228H60V227H59ZM87 228H88V227H87ZM89 228H90V227H89ZM99 228H100V227H99ZM102 228H103V226H102ZM102 228H101V229H102ZM133 228H134V227H133ZM136 228H135V229H136ZM162 228H163V227H162ZM162 228H161V230H162ZM189 228H190V227H189ZM249 228H248V229H249ZM84 229H85V231H88V230H86V227H85ZM117 229H118V228H117ZM135 229H133V230H135ZM173 229H174V228H173ZM195 229H196V228H195ZM254 229H255V228H254ZM71 230H72V229H71ZM92 230H93V229H92ZM97 230H98V228H97ZM99 230H100V229H99ZM103 230H105V229H103ZM103 230H102V231H103ZM108 230H109V228H108ZM108 230H107V232H108ZM115 230H116V229H115ZM124 230L126 231V228H125ZM124 230H123V231H124ZM127 230H128V228H127ZM147 230H148V229H147ZM212 230H213V229H212ZM249 230H250V229H249ZM251 230H252V229H251ZM258 230H259V227H258ZM59 231H60V230H59ZM123 231H122V232H123ZM148 231H149V230H148ZM152 231H153V230H152ZM172 231H173V230H172ZM172 231H171V232H172ZM185 231H186V230H185ZM215 231H216V230H215ZM246 231H247V230H246ZM262 231H263V230H262ZM5 232H7V231H5ZM11 232H13V231H10V233H11ZM60 232H61V231H60ZM99 232H100V231H99ZM129 232H130V231H129ZM136 232H137V231H136ZM149 232H150V231H149ZM169 232H170V230H169ZM216 232H217V231H216ZM1 233H2V232H1ZM1 233H0V234H1ZM3 233H4V232H3ZM16 233H17V232H16ZM18 233H19V232H18ZM87 233H88V232H87ZM103 233H105V232H103ZM110 233H111V232H110ZM110 233H109V234H110ZM114 233H115V232H114ZM119 233H120V232H119ZM127 233H128V232H127ZM131 233H132V232H131ZM137 233H138V232H137ZM144 233H145V232H144ZM146 233H147V232H146ZM177 233H178V232H177ZM257 233H258V232H257ZM34 234H35V233H34ZM60 234H61V233H60ZM94 234H96V233L94 232ZM122 234H124V233H122ZM122 234H121V235H122ZM200 234H201V233H200ZM2 235H3V234H2ZM17 235H18V234H17ZM20 235H21V234H20ZM38 235H40V234H38ZM38 235H37V236H38ZM84 235H85V234H84ZM86 235H88V234H86ZM100 235H101V234H100ZM104 235H107V234H104ZM131 235H134V234H130V236H131ZM136 235H138V234H136ZM147 235H148V233H147ZM192 235H193V234H192ZM246 235H247V234H246ZM259 235H261V234H259ZM259 235H258V236H259ZM263 235H264V234H263ZM18 236H19V235H18ZM51 236H52V235H51ZM56 236H57V235H56ZM97 236H98V235H97ZM97 236H96V237H97ZM113 236H115V235H113ZM124 236H127V237H128V235H126V234H125ZM150 236H151V234H150ZM179 236H180V235H179ZM187 236H188V235H187ZM243 236H244V235H243ZM251 236H252V235H251ZM1 237H2V236H1ZM4 237H5V236H4ZM22 237H24V236H22ZM40 237L42 238L41 241L44 243V244L42 243L43 245L46 244L47 246H50V245H52V244H53V245H56V244H57L56 242H51V241H49L50 239L47 240V239H46V238H47L46 236H43V237H42V235H41ZM40 237H39V238H40ZM44 237H46V238H44ZM122 237H123V235H122ZM131 237H132V236H131ZM131 237H130V238H131ZM170 237H171V236H170ZM191 237H192V236H191ZM8 238H9V237H8ZM8 238H7V241L9 240ZM85 238H86V237H85ZM87 238H88V237H87ZM87 238H86V239H87ZM91 238H92V237H91ZM103 238H104V237H103ZM107 238L110 239L111 237L108 236ZM117 238H118V237H116V240H117ZM120 238H121V237H120ZM125 238H126V237H125ZM151 238H152V236H151ZM202 238L204 239L205 237H202ZM219 238H220V237H219ZM230 238H231V237H230ZM242 238H243V237H242ZM2 239H3V238H2ZM30 239H31V238H30ZM52 239H53V238H52ZM93 239H94V238H93ZM101 239H102V237H101ZM123 239H124V237H123ZM123 239H122V240H123ZM132 239H133V237H132ZM12 240H13V239H12ZM61 240H62V239H61ZM88 240H90V239H87V241H88ZM113 240H114V239H112L111 241L114 242L115 240H114V241H113ZM129 240H131V239H129ZM149 240H150V239H149ZM149 240H148V242H150ZM153 240H154V238H153ZM201 240H202V239H201ZM41 241H40V242H41ZM102 241H103V240H102ZM118 241H119V240H118ZM118 241H116V242H118ZM127 241H128V239H127ZM184 241H185V240H184ZM247 241H248V240H247ZM250 241H252V240H250ZM12 242H15V240L12 241ZM17 242H18V241H17ZM89 242H90V244H92V243H91L92 240L89 241ZM100 242H101V241H100ZM124 242H125V240H124ZM124 242L121 243V244H124ZM146 242H147V241H146L145 237H144L142 234H139L138 236H136L135 239H133L132 241H128V243L124 244V248H123L124 251H121L120 253H122V252L125 253V252H126V253H128V254L130 255L131 252L134 250V249H132V247L134 246V244L140 243V244H143V245H144V244H146ZM241 242H242V241H241ZM245 242H246V241H245ZM260 242H261V241H260ZM5 243H6V242H5ZM86 243H87V242H86ZM96 243H97V242H96ZM96 243H93V246H94ZM101 243H102V242H101ZM103 243L105 244V241H104ZM103 243H102V244H103ZM153 243H155V242H153ZM153 243L150 242V245L153 244ZM182 243H183V242H182ZM182 243H181V244H182ZM191 243H192V242H191ZM195 243H196V242H195ZM250 243H251V242H250ZM8 244H9V246H10L11 241H10V243H8ZM15 244H17V243H15ZM15 244H14V245H15ZM63 244H64V243H63ZM90 244H89V245H90ZM107 244H108V243H107ZM113 244H114V243H113ZM116 244H117V243H116ZM118 244H119V243H118ZM140 244H139V245H140ZM155 244H156V243H155ZM184 244H185V243H184ZM199 244H200V243H199ZM207 244H208V242H207ZM258 244H261V243H258ZM263 244H264V243H263ZM6 245H7V244H6ZM17 245H18V244H17ZM43 245H42V246H43ZM46 245H45V247H46ZM86 245H87V244H86ZM96 245H97V244H96ZM99 245H100V244H99ZM108 245H109V244H108ZM114 245H115V244H114ZM137 245H138V244H137ZM143 245H141V247H142ZM146 245H147V244H146ZM182 245H183V244H182ZM194 245H195V247H196V244H194ZM205 245H206V244H205ZM249 245H250V244H249ZM4 246H5V245H4ZM9 246H8V247H9ZM11 246H12V244H11ZM100 246H101V245H100ZM102 246H103V245H102ZM109 246H110V245H109ZM117 246H118V245H117ZM135 246H136V245H135ZM144 246H145V245H144ZM183 246H184V245H183ZM199 246H200V245H199ZM261 246H262V245H261ZM12 247H13V246H12ZM15 247H16V246H15ZM21 247H22V246H21ZM53 247H54V246H53ZM73 247H74V246H73ZM88 247H90V246H88ZM91 247H92V246H91ZM91 247H90V249H93V248H91ZM110 247H112V246H110ZM136 247H137V246H136ZM146 247H147V246H146ZM155 247H156V245H155ZM174 247H175V246H174ZM180 247H181V245H180ZM193 247H194V246H193ZM258 247H259V246H258ZM9 248H10V247H9ZM9 248H8V250H6L7 252L9 251ZM24 248H25V247H24ZM49 248H52V246L49 247ZM94 248H95V247H94ZM98 248H99V247H98ZM98 248H97V249H98ZM107 248H108V247H107ZM121 248H122V247H121ZM142 248H145V247H142ZM142 248H139V249H142ZM262 248H263V247H262ZM18 249H19V248H18ZM77 249H78V248H77ZM102 249H104V248H102ZM102 249H101V252H102ZM139 249H138V251H139ZM146 249H147V248H145L144 250H146ZM167 249H168V248H167ZM175 249H176V248H175ZM200 249H202V248H200ZM253 249H254V248H253ZM256 249H257V248H256ZM258 249H259V248H258ZM2 250H3V249H2ZM47 250H48V249H47ZM47 250H46V251H47ZM58 250H59V249H58ZM93 250H94V249H93ZM95 250H96V249H95ZM119 250H120V249H119ZM119 250H118V251H119ZM181 250H182V248H181ZM244 250H245V249H244ZM246 250H247V249H246ZM261 250H262V249H261ZM21 251H22V250H21ZM97 251H99V250H96V251H94V252L96 253ZM202 251H203V250H202ZM204 251H205V250H204ZM259 251H260V250H259ZM1 252H2V251H1ZM10 252H12V251H10ZM10 252H9V253H10ZM19 252H20V250H19ZM48 252L50 253L49 250H48ZM48 252H47V253H48ZM115 252H117V251H115ZM133 252H134V251H133ZM136 252H137V251H136ZM139 252H140V251H139ZM149 252H150V251H149ZM170 252H172V251H170ZM177 252H179V251H177ZM181 252H182V251H181ZM4 253H5V251H4ZM27 253H28V252H27ZM61 253H62V252H61ZM89 253H90V252H89ZM92 253H93V252H92ZM95 253H93V254H95ZM108 253H109V252H108ZM142 253H143V252H142ZM174 253H175V252H174ZM192 253H193V252H192ZM195 253H196V252H195ZM198 253H199V252H198ZM242 253H243V252H242ZM257 253H258V252H257ZM29 254H31V253H29ZM53 254H54V253H53ZM74 254H75V253H74ZM93 254H92V255H93ZM96 254H97V253H96ZM113 254H114V253H113ZM128 254H127V255H128ZM139 254H140V253H139ZM147 254H148V253H147ZM208 254H209V253H208ZM252 254H253V253H252ZM0 255H1V253H0ZM7 255H8V254H7ZM13 255H14V254H13ZM13 255H12V256H13ZM15 255H16V254H15ZM15 255H14L13 257H16ZM20 255H21V254H20ZM24 255H25V254H24ZM100 255H101V254H100ZM100 255H99V256H100ZM102 255H104V254L102 253ZM106 255H107V254H106ZM109 255H110V254H109ZM109 255H107V256H109ZM125 255H126V254H125ZM133 255H134V254H133ZM148 255H149V254H148ZM148 255H147V256H148ZM153 255H154V254H153ZM257 255H258V254H257ZM260 255H261V253H260ZM260 255H259V257H260ZM8 256H9V255H8ZM18 256H19V255H18ZM18 256H17V257H18ZM27 256H28V255H27ZM94 256H95V255H94ZM104 256H105V255H104ZM107 256H105L106 259H107ZM111 256H113V255L111 254ZM131 256H132V255H131ZM165 256H166V255H165ZM1 257H2V256H1ZM9 257H10V256H9ZM23 257H24V256H23ZM30 257H31V256H30ZM101 257H102V256H101ZM105 257H104V258H105ZM132 257H133V256H132ZM248 257H249V255H248ZM256 257H257V256H256ZM4 258H5V257H4ZM11 258H12V257H11ZM18 258H19V257H18ZM93 258H94V257H93ZM144 258H145V257H144ZM226 258H227V257H226ZM7 259H8V258H7ZM24 259H26V257H25ZM31 259H32V258H31ZM86 259H87V258H86ZM101 259L104 260L103 258H101ZM116 259H118V258L116 257ZM137 259H138V258H137ZM139 259H140V258H139ZM172 259H173V258H172ZM183 259H184V258H183ZM194 259H195V258H194ZM227 259H228V258H227ZM259 259H260V258H259ZM2 260H3V259H2ZM5 260H6V259H5ZM11 260H12V259H11ZM16 260H18V259H16ZM21 260H22V259H21ZM29 260H30V258H29ZM29 260H28V261H29ZM54 260H55V259H54ZM107 260H108V259H107ZM133 260H134V259H133ZM201 260H202V259H201ZM32 261H33V260H32ZM34 261H35V260H34ZM57 261H58V260H57ZM82 261H84V259H83ZM86 261H88V259H87ZM94 261H95V258H94ZM136 261H138V260H136ZM92 262H93V261H92ZM96 262H97V261H96ZM119 262H120V260H119ZM175 262H176V260H175ZM177 262H178V260H177ZM177 262H176V263H177ZM182 262H183V261H182ZM203 262H204V259H203ZM5 263H6V262H5ZM17 263H18V262H17ZM35 263H36V262H35ZM35 263H34V264H35ZM79 263H80V262H79ZM83 263H84V262H82L81 264H83ZM135 263H136V262H135ZM145 263H146V262H145ZM257 263H258V262H257ZM3 264H4V262H3ZM18 264H20V263H18ZM22 264H24V263H22ZM36 264H37V263H36ZM54 264H55V263H54ZM85 264H89V263L87 262V263H85ZM97 264H98V262H97ZM108 264H109V262H108ZM110 264H117V263H116V260H115L113 257L110 259ZM118 264H119V263H118ZM136 264H137V263H136ZM164 264H165V263H164Z\"/></svg>","mask_w":264,"mask_h":264}]
</instances>
